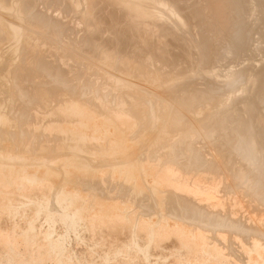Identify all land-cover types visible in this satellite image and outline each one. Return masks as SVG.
<instances>
[{"label":"bare ground","instance_id":"6f19581e","mask_svg":"<svg viewBox=\"0 0 264 264\" xmlns=\"http://www.w3.org/2000/svg\"><path fill=\"white\" fill-rule=\"evenodd\" d=\"M1 1V0H0ZM3 1V0H2ZM10 1V0H9ZM20 1V0H19ZM23 0H21L20 2H18V3H21ZM25 1V0H24ZM33 1V0H32ZM32 1H30V2H32ZM35 1V0H34ZM51 1V0H50ZM53 1H56V0H53ZM66 1V0H65ZM69 2H66L67 4L69 3L70 5H72L73 3V5H76L75 3H80V1L81 0H78L77 2L75 1V0H68ZM72 1H74V2H72ZM88 1V2H87ZM86 2L87 3H89V6H88V10H89V8H90V11L91 12H93V14L92 15H94V18H93V20H90L89 22H88V18H84V17H87V16H89L87 13H89L88 12V10H87V12H85L86 11V9H87V6L85 5V0H84V2L83 1H81L82 3H84V5L86 6V9H83V10H85V11H83V10H81V8H80V11H83L82 12V14H84L83 15V17H82V15H81V13H80V11H79V13H80V15L81 16H79V13H78V10H76V9H79L78 7L76 8V9H74L76 6H74L73 7V5H72V9H73V11H72V9H71V12L73 13H75L76 11V14L78 13V15H77V17L79 16V17H82L83 19H87V21L85 22V21H83V19H82V21L85 23V25H88L87 24V22L89 23V25H88V27L89 26H91V27H89V28H91L90 29V32L86 29V27L87 26H85L84 24H83V26H84V28H83V30L84 29H86V33L88 34L87 36H85V38L89 41V43L91 42V43H93L94 44V46L93 47H95V44H101V45H105V46H103V49H106L105 47H106V45H108L109 47L108 48H110L109 50L113 53L112 54V56H111V52L109 53L110 55L109 56H111V57H116L117 59H118V61L121 59L120 58V55H121V57H122V55H124L123 57H122V61L120 60L119 62L120 63H123V66L125 67V64H126V67H127V65H129L130 63H131V57L130 56H132V55H128L127 56V54H129V53H127V52H132V53H134L135 51H137V52H140V51H142L143 53H144V55H145V57L144 58H147V59H150V60H152V58H154L153 60L154 61H156V59L157 60H162V59H165L166 60V63L165 62H163V60H162V62L161 61H159L160 63V65H161V63H163L164 65H163V67H165V64H166V66L168 67V66H170L171 67V63H172V61H173V63L175 64V65H177V69L176 70H178V68L180 69V67H185V69H187V67L189 66H191L190 65V63L192 62V60H194V58H193V56H192V54H189L188 55V53L189 52H187L186 53V51H189V48H191L190 46L193 44V43H195V44H198V41H199V46L201 45L202 47H200L201 49L202 48H204V49H206L207 48V46L209 45V42H208V40L206 39V37L207 36H209V35H207L208 34V30H206L205 28L203 29V25H205L206 26V24H208V22H210V21H205L204 19L205 18H207V20H209V17L210 18H212V16L214 15V12H215V9H217L218 8V6H220V3L219 4H217L218 6L217 7H215V9L213 10L214 12L213 13H211L212 11H211V9L212 8H208V7H211V6H213V5H216V4H213V2L214 1H216V0H155V2H153L154 0H152V3L149 5L147 2H134V1H132V0H87ZM138 1H140V0H138ZM141 1H144V0H141ZM217 1H219V0H217ZM225 1V3H226V6H227V4H228V7H226V8H228V9H226L227 10V12L231 15V18H229L228 17V14H227V12H226V14H227V17L229 18V19H231V20H228L229 21V24H228V26L227 27H225V25L224 26H221V27H224L223 29H221V30H219V31H222V32H224V34L223 33H221V32H218V33H220V34H223V35H221V36H223L222 37V40H224L223 42H224V44L221 46V48L219 47V51H218V53H216L215 54V51L217 50V49H214L213 48V50H215V51H213L214 53L212 54L211 52L209 53V52H207L208 54H202V55H200V56H203V57H200L201 58V60H203L204 59V61L207 63V65L209 66L207 69L209 70V68H211L212 66H216V67H219V65H223L225 62H224V60H225V58H226V54H229V55H232V56H234L235 58H241V60H242V57H245L246 55H247V57H250L251 55H248V54H246V53H251V54H253L254 53V51L256 50V49H263V48H260L259 47V45H257L256 47H255V45H253L254 43H252V41H253V39L254 38H257V39H254L255 41H257L258 40V42H262V40H260V37L259 36H261L262 37V35H260V34H263V36H264V0H223V2ZM227 1V2H226ZM7 2L8 1H4L3 3H4V6H6V4H7ZM11 3H12V1H10ZM14 2V1H13ZM26 2V1H25ZM30 2L28 3V4H30ZM57 2V1H56ZM55 2V3H56ZM58 2H59V0H58ZM61 2L63 3L64 2V0L62 1L61 0ZM71 2H72V4H71ZM149 2V1H148ZM199 2V3H198ZM220 2V1H219ZM10 3V4H11ZM18 3H16L17 5H18ZM24 3V2H23ZM23 3H21V4H23ZM49 3V2H48ZM47 3V4H48ZM52 3V2H51ZM62 3H60V4H62ZM65 3V4H66ZM146 3V4H145ZM221 3H222V1H221ZM225 3H224V5H222V6H225ZM9 4V3H8ZM7 4V5H8ZM10 4H9V6H10ZM14 6H13V8L14 7H16L17 5H15L14 3H12ZM12 4H11V6H12ZM58 4V3H57ZM64 4V3H63ZM81 4V3H80ZM77 5V6H81V5ZM139 4V5H138ZM141 4V5H140ZM213 4V5H212ZM26 5H27V2H26ZM35 5V4H34ZM45 5V4H44ZM51 4H49V6H50ZM56 5V4H55ZM70 5H68V6H70ZM83 5V6H84ZM3 6V4L1 5V2H0V9H1V7ZM2 7V8H5V7ZM10 6V7H11ZM24 6V5H23ZM43 6V5H42ZM63 6V5H62ZM62 6L60 7V9L62 8ZM7 7V6H6ZM19 7V6H18ZM25 7V6H24ZM28 9H27V8ZM25 8L27 9H25L24 8V10L23 11H28V10H30L29 9V6L27 5ZM30 7H32V9L34 8L32 5H30ZM40 7V6H39ZM64 7H66V6H64ZM62 8L63 10H68L67 9V7H66V9L65 8ZM22 7H20V9H21ZM180 8L183 10V12H185L184 14L181 12V10H180ZM207 8H208V10L210 11H208L207 10ZM221 8V7H220ZM6 9V8H5ZM19 9V11H21ZM32 9L29 11V12H27L26 13V11H25V13L27 14V16H26V14L25 13H19V12H17V11H15L16 10V8H14L12 11L11 10H9L8 8H7V10H9V12L10 13H12V15L14 16V14H13V11L14 12H16L17 13V15H18V13H19V15H23L24 16V14H25V16H26V18H24L23 16V18H24V22H25V20L27 19V18H29V20H31L30 18H32V17H34V19H39L38 21H42L41 23H44L45 24V27H46V29L45 30H47V27L49 28L50 27V23H51V21H52V19L54 18H52L51 20H49V18L48 17H46V18H48V20L47 21H50V22H48V24H47V21H43V19H44V14L43 13H41L40 11V13H41V15H43V19H42V16H40V18H41V20H40V18H37V17H39V15L37 14V13H39L38 11H36V13H34V11H33V13H32ZM42 9V8H41ZM206 9V10H205ZM17 10H18V8H17ZM44 10V9H43ZM57 10V9H56ZM62 10V11H63ZM70 10V9H69ZM74 10H76V11H74ZM205 10V12H207V14L205 13H203V11ZM219 10V9H218ZM218 10H216V12H217V14L219 13V11ZM222 10V9H221ZM223 10H225V9H223ZM225 10V11H226ZM1 11H6V10H1ZM48 11V10H47ZM51 11V10H50ZM66 11H64V12H66ZM6 12H8V11H6ZM8 12V13H9ZM202 12V13H201ZM209 12V13H208ZM216 12H215V16H214V19H217V17H216ZM221 12H223V11H221ZM15 13V14H16ZM28 13H32L33 15H38V16H33L32 15V17H31V14L30 15H28ZM39 13V14H40ZM60 13V12H59ZM69 13V12H68ZM87 14V16H86V14ZM210 13H211V15L212 16H209V17H205V16H207V15H210ZM63 14V13H62ZM70 14V13H69ZM68 14V15H69ZM219 14H221V13H219ZM224 14V13H223ZM225 14V15H226ZM7 15V14H6ZM11 15V14H10ZM17 15H15V17L17 16ZM56 15V14H55ZM63 15H67V14H63ZM72 15V14H71ZM92 15L89 17V19L92 17ZM204 15V17H202ZM222 15V14H221ZM2 16V15H1ZM8 16V15H7ZM20 16V17H21ZM28 16H30V17H28ZM48 16H49V14H48ZM61 16V15H60ZM165 16H167V17H165ZM191 17V18H188V17ZM218 16V15H217ZM220 16V15H219ZM12 17V16H11ZM14 17V18H15ZM18 18H19V16H17ZM21 17V18H22ZM69 17V16H68ZM164 17L166 18L165 20H164ZM216 17V18H215ZM222 17H224V16H222ZM3 18H4V16H3ZM18 18H17V20H18ZM46 18H45V20H46ZM70 18V17H69ZM75 18V17H74ZM187 18L190 20H188V22L190 23V22H194L195 20V27H196V32H197V36L196 37H198V41H196V42H193V38H190V35H189V33H193V32H191L193 29H194V27H193V29L190 31L189 29L188 30H185V26H188V28L192 25V23H190V25L188 24V22H187ZM203 18V20L202 21H204V22H206V24H201V19ZM11 19H13V18H11ZM34 19L32 18V22L34 21ZM56 19V18H55ZM54 19V20H55ZM57 19H58V17H57ZM56 19V20H57ZM62 19V18H61ZM64 19V18H63ZM72 19V18H71ZM192 19H194L193 21H191ZM213 19V18H212ZM213 19V21H215ZM221 19V20H220ZM20 20V19H19ZM28 20V19H27ZM26 20V21H27ZM52 21V24H54L53 22H55L56 23V21ZM67 20V19H66ZM70 20V19H69ZM172 20V21H171ZM218 20V19H217ZM219 20H220V22L222 21V20H224V18H221V16H220V18H219ZM226 20V18H225V22H228ZM2 21V19H0V24L1 23H3V21ZM8 21V20H7ZM13 21H15V20H13ZM75 21V20H74ZM213 21L211 22V24L213 23ZM23 22V21H22ZM29 22H31V21H29ZM31 22V23H32ZM46 22V23H45ZM172 22V23H171ZM217 22V21H216ZM216 22H215V25H216ZM220 22H219V24H220ZM4 23H8V22H4ZM12 23V22H11ZM11 23H9L6 27H4L5 29H2L3 27V25L1 26L2 28V30H5L6 31V29H7V33L5 32V34H7L8 35V37H7V39L10 37V38H16V39H19L21 36H22V34L24 33L23 32V29H21L20 30V28H19V26L18 27H16V26H13V23L11 24ZM28 23V22H27ZM35 23H36V20H35ZM35 23L33 24V25H35ZM39 23V22H38ZM38 23H36V24H38ZM61 22H59V24H58V22H57V25L60 27V28H62L60 25ZM65 23V22H64ZM24 24V23H23ZM43 24V25H44ZM51 24V25H52ZM78 24V23H77ZM80 24H82V23H80ZM210 24V23H209ZM208 24V26H210ZM214 24V23H213ZM222 24H224V22L222 23ZM15 25V24H14ZM68 25V24H67ZM70 25V24H69ZM76 25V24H75ZM79 25V24H78ZM27 26H29V24L27 25ZM31 26V25H30ZM53 27L55 26V28H56V31L55 32H57V30L59 31L60 29H58V27L56 26V24L55 25H52ZM51 26V27H52ZM73 26V25H72ZM71 26V27H72ZM80 26V25H79ZM212 26V25H211ZM217 26H218V24H217ZM22 27V26H21ZM26 27V26H25ZM38 27H44V26H40V23H39V26ZM80 27H82V26H80ZM216 27V26H215ZM214 26L212 27L213 28V30H214V28H215ZM219 27H220V25L218 26V29H219ZM252 27V29H253V31H254V35H256V36H258V37H255L254 36V38H252V36L249 38L248 37V39H247V32L250 30V28ZM32 28H34L33 26H32ZM37 28V27H36ZM64 28V27H63ZM67 28V27H66ZM78 28V27H77ZM190 28H192V27H190ZM210 28V27H209ZM208 28V29H209ZM217 28V27H216ZM35 29V28H34ZM39 29V28H38ZM218 29L216 30V31H218ZM30 30V29H29ZM28 30V31H29ZM48 30H50V29H48ZM47 30V31H48ZM52 30V29H51ZM83 30H81V32L83 31ZM210 30H211V28H210ZM212 30V31H213ZM25 31H27V30H25ZM38 31V30H37ZM40 31V30H39ZM38 31V32H39ZM44 31V30H43ZM85 31V30H84ZM204 31H208V32H204ZM1 32V31H0ZM45 32V31H44ZM43 32V33H44ZM50 32V31H49ZM52 32V31H51ZM67 32H68V30H67ZM66 32V33H67ZM69 32H71L70 30H69ZM78 32V31H77ZM89 32V33H88ZM211 32V31H210ZM213 32H215V31H213ZM27 33V32H26ZM31 32H29V35H31L30 34ZM41 33V32H40ZM48 33V32H47ZM74 33H76V32H74ZM85 33V32H84ZM206 33V34H205ZM217 33V32H216ZM53 34V33H52ZM57 34V33H56ZM63 34V33H62ZM70 34V33H69ZM73 34V33H72ZM71 34V35H72ZM83 34V33H82ZM81 34V35H82ZM195 34V33H194ZM209 34H211V33H209ZM252 34V33H251ZM0 35H1V33H0ZM4 35V34H3ZM7 35H5V36H7ZM54 35V34H53ZM64 36H66L65 34H63ZM73 35H75V34H73ZM79 35V34H78ZM205 35H207L206 37H205ZM212 35V34H211ZM213 35H214V33H213ZM216 35V34H215ZM24 37H27V36H25V35H23ZM22 36V38L24 39V37ZM32 36H34V35H32ZM37 36H39V35H37ZM50 36V35H49ZM48 36V37H49ZM193 36H195V35H193ZM217 36H219L220 37V35L219 34H217ZM248 36H250V34L248 35ZM1 37H3V36H1ZM71 37H73V36H71ZM192 37V36H191ZM211 37V36H210ZM214 37V36H213ZM22 38L20 39V40H22ZM28 38H30L29 36L25 39V40H23V41H21V43L22 42H24V41H26L27 42V39ZM32 38H35V37H32ZM39 38V37H38ZM55 38V37H54ZM68 38V37H67ZM67 38H66V41H67ZM195 38V37H194ZM207 38H209V37H207ZM212 38V37H211ZM218 38V37H217ZM224 38V39H223ZM37 39V38H36ZM56 39V38H55ZM55 39H53V40H55ZM57 39H59V37L57 38ZM56 39V40H57ZM79 39V38H78ZM82 39V38H81ZM84 39V38H83ZM86 39H85V41H86ZM197 39V38H196ZM215 39H216V37H215ZM219 39V38H218ZM28 40H30V39H28ZM42 40V39H41ZM40 40V41H41ZM44 40V39H43ZM42 40V41H43ZM69 40H71V39H69ZM214 40V39H213ZM15 41H17V40H15ZM15 41H13V42H15ZM32 41H33V39L32 40H30L29 42H31L32 43ZM46 41V40H45ZM45 41H44V43H45ZM61 41V40H60ZM65 40H63V42H64ZM74 41H75V39H74ZM84 41V40H83ZM84 41V42H85ZM209 41L211 42V40L209 39ZM11 42V41H10ZM9 42V43H10ZM36 42V41H35ZM52 42V41H51ZM57 42V41H56ZM59 42V41H58ZM62 42V41H61ZM63 42H62V44H63ZM69 42H71V41H69ZM72 42H73V40H72ZM87 42V41H86ZM133 44H132V43ZM19 43V42H18ZM17 43V44H18ZM21 43H19V44H21ZM25 43V42H24ZM24 43H22V44H24ZM43 43V44H44ZM49 43V42H48ZM47 43V44H48ZM65 43V42H64ZM78 43V42H77ZM90 43V44H91ZM212 43V42H211ZM3 44V43H2ZM5 44V43H4ZM16 44V43H15ZM17 44L15 45V47L17 48L18 46H17ZM29 44V43H28ZM39 44V43H38ZM55 44H57V43H55ZM54 44V45H55ZM68 44V43H67ZM67 44H66V46H67ZM88 44V43H87ZM86 44V45H87ZM219 44V43H218ZM218 44H217V46H218ZM256 44H257V42H256ZM261 44V43H260ZM31 45V44H30ZM35 45V44H34ZM49 45H51V44H49ZM61 45V44H60ZM72 45V44H71ZM85 45V46H86ZM101 45H100V48H102L101 47ZM2 46V45H1ZM0 46V47H1ZM9 46H10V44H9ZM11 46H12V44H11ZM33 46V45H32ZM36 46V45H35ZM48 46V45H47ZM65 46V47H66ZM69 46V45H68ZM78 46V45H77ZM83 46H84V44H83ZM194 46H196V45H194ZM213 46V45H212ZM211 46V47H212ZM261 46V45H260ZM21 47V46H20ZM51 47H53V45L51 46ZM55 47V46H54ZM53 47V48H54ZM57 47V46H56ZM60 47V46H59ZM63 47V46H62ZM70 47V46H69ZM72 47V46H71ZM70 47V48H71ZM79 47V46H78ZM89 47V46H88ZM91 47V46H90ZM93 47L91 48V49H93ZM96 47H97V45H96ZM208 47H210V45L208 46ZM7 48H9V47H7ZM16 48H14L13 47V50H12V52L13 51H15L16 50ZM48 48V47H47ZM73 48H75V47H73ZM72 48V49H73ZM86 48V47H85ZM99 48V49H100ZM108 48H107V50H108ZM193 48V47H192ZM198 48V47H197ZM6 49V48H5ZM11 49H12V47H11ZM55 49V48H54ZM53 49V50H54ZM56 49H58V48H56ZM79 50V52H80V49L81 48H78ZM91 49H89V50H91ZM127 49H129L128 51H126V53L127 54H125V52H124V50H127ZM195 49V48H194ZM193 49V50H194ZM203 49V50H204ZM9 50V49H8ZM49 50V49H48ZM61 50V49H60ZM59 50V51H60ZM63 50H65L64 48H63ZM75 50H76V48H75ZM85 50H87L88 51V49L86 48ZM97 50H98V47H97ZM97 50H95V48H94V50H93V55L97 52ZM106 50V52H108ZM191 50V49H190ZM200 50V49H199ZM198 50V51H199ZM202 50V51H203ZM208 50V49H207ZM210 51L212 50V49H209ZM3 51V50H2ZM50 51V50H49ZM58 51V50H57ZM72 51V50H71ZM77 51V50H76ZM83 51V50H82ZM99 51V50H98ZM206 51V50H205ZM8 52H10V51H8ZM28 52V51H27ZM34 52V51H33ZM32 52V53H33ZM36 52V51H35ZM41 51H39V53H40ZM45 52V51H44ZM105 52V50H104V52L103 53H106ZM194 52H196L195 50H194ZM18 53V52H17ZM20 53V52H19ZM19 53H18V55H19ZM56 53V52H55ZM54 53V54H55ZM63 53H64V51H63ZM63 53H59L60 54V58H61V56H62V54ZM66 53H68V57L70 58V53H69V51H67ZM77 53V52H76ZM81 53V52H80ZM91 53V52H90ZM99 53H101L100 54V56L102 55V51H100ZM198 53V52H197ZM203 53H205V52H203ZM257 53V52H256ZM259 54H260V52H258ZM0 54H1V52H0ZM37 54H38V51H37ZM49 54V53H48ZM51 54V53H50ZM57 55H58V52L56 53ZM65 54V53H64ZM64 54H63V56H64ZM85 54V53H84ZM86 54H87V52H86ZM135 54L136 53H134L133 55L135 56ZM200 54V53H199ZM243 54H246V55H244V56H242ZM9 55V54H8ZM39 55V54H38ZM66 55V57H67V54H65ZM70 55V56H69ZM90 55V54H89ZM95 55H98V53H96ZM94 55V56H95ZM104 55H107V54H104ZM104 55H102V57L104 56ZM187 55V56H186ZM254 55V54H253ZM253 55H252V57H253ZM10 56H12V54L10 55ZM23 56V55H22ZM27 56H28V54H27ZM32 56V55H31ZM51 56V55H50ZM49 56V57H50ZM53 56V55H52ZM75 56V55H74ZM73 56V57H74ZM78 56V55H77ZM126 56H127V58H126ZM133 56V57H134ZM139 56V55H138ZM197 56H198V54H197ZM232 56H231V58H232ZM242 56V57H241ZM1 57V56H0ZM14 57H16V56H14ZM66 57H63V60H64V62L67 60V61H69L70 59L68 58V59H64V58H66ZM81 57V56H80ZM101 57V58H102ZM105 58L107 57V56H104ZM103 57V58H104ZM110 57V58H111ZM195 57H196V55H195ZM234 57H233V60H234ZM256 57V56H255ZM259 57V56H258ZM3 58V57H2ZM13 58V57H12ZM11 58V59H12ZM24 58H25V56H24ZM23 58V59H24ZM27 58V57H26ZM25 58V59H26ZM30 58V57H29ZM74 58H76V57H74ZM73 58V59H74ZM83 58V57H82ZM87 58V57H86ZM93 58V57H92ZM100 58V57H99ZM102 58V59H103ZM104 58V59H105ZM137 58V57H136ZM159 58V59H158ZM229 58H230V56H229ZM4 59V58H3ZM34 59V58H33ZM41 60H42V57L40 58ZM46 59V58H45ZM54 59V58H53ZM76 59H81V58H76ZM103 59V60H104ZM109 59V58H108ZM107 59V60H108ZM116 59V60H117ZM133 60L135 59V58H132ZM140 59V58H139ZM142 59V58H141ZM147 59H146V61H144L143 63V65H145V63L147 62V63H149L148 61H147ZM196 59H197V57L195 58V61H196ZM244 59V58H243ZM253 59V58H252ZM256 59V58H255ZM260 59V58H259ZM262 59H263V57H262ZM5 60V59H4ZM43 60H44V58H43ZM111 60H113V59H111ZM110 59L108 60V62L110 61V62H112ZM116 60H114L115 62H118V61H116ZM136 60V59H135ZM167 60H169V61H171L170 63L167 61ZM219 60V61H218ZM231 59H229V61H230ZM250 60V59H249ZM14 61V60H13ZM12 61V62H13ZM28 61V60H27ZM31 61H32V59H31ZM38 61V60H37ZM45 61H47V60H45ZM50 61V60H49ZM72 61V60H71ZM71 61H70V63H71ZM75 61V60H74ZM84 61H87V60H84ZM106 61V60H105ZM104 61V62H105ZM113 61V62H114ZM138 61H140V60H138ZM137 60H136V62H138ZM199 61V60H198ZM218 61V62H217ZM220 61L221 62H224L223 64H219L220 63ZM228 61V62H229ZM254 61V60H253ZM253 61H252V65H253ZM264 61V60H263ZM263 61H260V62H263ZM2 62V61H1ZM0 62V63H1ZM11 62V61H10ZM18 62V61H17ZM51 62V61H50ZM80 62V61H79ZM78 62V63H79ZM92 62V61H91ZM94 62V61H93ZM142 62V61H141ZM140 62V63H141ZM150 62H152V61H150ZM218 64H217V63ZM227 62V63H228ZM236 62V61H235ZM245 62H246V60H245ZM256 62V61H255ZM5 63V62H4ZM9 63V62H8ZM22 63V62H21ZM20 63V64H21ZM41 63V62H40ZM49 63V62H48ZM67 63V67H68V62H66ZM66 63H64V64H66ZM70 63H69V65H70ZM76 63H77V60H76ZM81 63V62H80ZM84 64H85V62H83ZM87 63V62H86ZM89 63V65H90V62H88ZM96 63H97V61H96ZM100 63V62H99ZM106 63V62H105ZM125 63V64H124ZM139 63V64H140ZM147 63H146V66H147ZM168 63L170 64V65H168ZM208 63H210V64H208ZM232 63V62H231ZM6 64H7V60H6ZM5 64V65H6ZM13 64V63H12ZM11 64V65H12ZM31 64V63H30ZM33 64V63H32ZM51 64V63H50ZM58 64V63H57ZM56 64V65H57ZM83 64V65H84ZM98 64V63H97ZM108 64V63H107ZM112 64H114V63H112ZM111 64V65H112ZM118 64V63H117ZM116 64V65H117ZM132 64H133V62H132ZM130 65L131 67H130V69L129 70H131V68H132V66L134 65ZM137 64V63H136ZM150 64V63H149ZM148 64V65H149ZM151 64H155V63H151ZM150 64V65H151ZM158 64V65H159ZM174 64H173V66H174ZM251 64L249 63V66H251ZM258 65L260 64L259 62L257 63ZM263 64H264V62H263ZM2 65V64H1ZM8 65V64H7ZM15 65H16V63H15ZM25 65V64H24ZM34 65V64H33ZM33 65H32V67L31 68H33ZM35 65H36V63H35ZM38 65H39V63H38ZM63 65V64H62ZM61 65V66H62ZM73 65H74V63H73ZM86 65V64H85ZM91 65H93V64H91ZM104 65V64H103ZM106 65V64H105ZM104 65V66H105ZM119 65V64H118ZM157 65V64H156ZM206 65V64H205ZM232 65V64H231ZM244 65V64H243ZM257 65V66H258ZM262 65V64H261ZM10 66V65H9ZM31 66V65H30ZM37 66V65H36ZM36 66H35V68H36ZM45 66V65H44ZM57 66H59V65H57ZM61 66H59V69L57 68V67H55V65H54V67L52 66V68H53V72H54V69H56L57 68V71L59 72L60 70H63V71H61V72H59L60 74H62V73H64V75L62 74L61 76L63 77L64 76V78L68 75L69 76V73L70 72H68V71H66L65 70V67L63 68V66H62V68H61ZM76 66H78L77 64H76ZM94 66H96V65H94ZM93 66V67H94ZM99 66H101V65H99ZM122 66V64H120V66L119 67H121ZM154 65H151V67H153ZM172 66V67H173ZM193 66H194V64H193ZM202 66V65H201ZM254 66H255V64H254ZM15 67V66H14ZM22 67V66H21ZM40 67V66H39ZM42 67V66H41ZM48 67V66H47ZM70 67V66H69ZM87 67H88V65H87ZM97 67V66H96ZM102 67V66H101ZM106 67V66H105ZM105 67H104V69H105ZM129 67V66H128ZM134 67H136V65L134 66ZM139 67H140V65H139ZM138 67V68H139ZM148 67H150V66H148ZM148 67H146V68H148ZM163 67L162 66H160V68H162V70H163ZM188 67V68H189ZM198 67H199V65H198ZM198 67H190V68H193L195 71H197L196 69L198 68ZM215 67V68H216ZM222 67H224V66H222ZM3 68V67H2ZM13 68V67H12ZM16 68H17V66H16ZM30 67L28 68V69H30V72L32 71V69H31ZM45 69H46V67H44ZM78 68H80V67H78ZM89 68V67H88ZM99 69H100V67H98ZM122 68V67H121ZM121 68H120V70H121ZM141 68V67H140ZM143 68H144V66H143ZM155 68H157V67H155L154 66V68H151V70L152 69H155ZM160 68H157V69H160ZM201 68V67H200ZM215 68H213V69H215ZM241 68V67H240ZM239 68V69H240ZM251 68H253V66L252 67H247L246 68V71L245 72H243L245 75L244 76H246V77H243V75L241 76V74L240 73H242V72H238V70H237V72L239 73H237V72H234V74H238V75H240V77H242V79L239 77V79H241V81L243 82V78H245V79H247L248 80V83L250 82H253L252 84H250L251 86L255 83L254 81H256V80H254L253 81V79H255L256 77H258V79H260V84H259V86H257V84H256V86H255V88H253V86L255 85H253L252 86V90H251V86H250V88L248 87L247 88V84H246V87L243 89V91H244V93H243V96H246V95H248V98H249V100L247 101L246 99L247 98H244L245 100L244 101H247V102H244V104H242L241 106H242V108H243V106L245 107V104L247 105V103L248 104H250L249 106L251 107H247V109L248 108H250V109H253L252 111H254V112H257L258 113V111H260L259 109L261 108V104L259 105L260 106V108L259 109H257L258 107H257V105L259 104L258 102L259 101H261V99L259 100V101H257V104H256V100H257V98H259L261 95H263L264 94V65H262L260 68H256V70L257 71H252V69ZM50 69V68H49ZM69 69V68H68ZM67 69V70H68ZM87 69V68H86ZM89 69H91V68H89ZM89 69H87V70H89ZM109 69L110 70H112V68H110L109 67ZM124 69H126V68H124ZM128 69V68H127ZM133 69V68H132ZM135 69V68H134ZM149 69V68H148ZM156 69V70H157ZM165 69H166V67H165ZM165 69H164V72H165ZM171 69V68H170ZM170 69H168V70H170ZM174 69V68H173ZM173 69H171L172 71H174ZM182 69V68H181ZM192 69V70H193ZM199 69V68H198ZM212 68L210 69V70H213ZM221 69V68H220ZM236 69V68H235ZM0 70L2 71V69L0 68ZM10 70V69H9ZM8 70V71H9ZM17 70V69H16ZM25 70V69H24ZM23 70V71H24ZM47 70V69H46ZM46 70H45V72H46ZM84 70H85V68H84ZM93 70V69H92ZM92 70H89V72H91ZM95 70V69H94ZM102 70V69H101ZM115 70V69H114ZM119 70V69H118ZM119 70V71H120ZM141 70H143V69H141ZM150 70V71H151ZM155 70V71H156ZM161 70V69H160ZM170 70V72H172ZM183 70V69H182ZM189 70V69H188ZM191 70V69H190ZM192 70H191V72H192ZM193 70V71H194ZM201 70V71H200ZM219 70V69H218ZM217 70V71H218ZM234 70V69H233ZM243 70V69H242ZM253 70H255V69H253ZM34 71V70H33ZM40 71V70H39ZM38 71V72H39ZM56 71V70H55ZM106 71V70H105ZM122 72H123V70H121ZM127 71V70H126ZM125 71V72H126ZM132 71V70H131ZM147 71V70H146ZM157 71H159V70H157ZM157 71H156V73H155V75L157 74V77H155V78H157L156 79V81L158 80L159 81V79H160V73L158 74L157 73ZM167 71V70H166ZM179 71V70H178ZM194 71V72H195ZM198 71H200L198 74L200 75V73L201 72H204V71H202V68L201 69H199ZM197 71V72H198ZM207 71V70H206ZM216 71V72H217ZM221 71V70H220ZM223 71H225L224 69H223ZM7 72V71H6ZM17 72V71H16ZM26 72V71H25ZM28 72H29V70H28ZM72 72V71H71ZM83 72V71H82ZM81 72V73H82ZM86 72V71H85ZM88 72V71H87ZM97 72V71H96ZM101 72V71H100ZM138 72H140L138 75L140 76V77H142V80L145 78H147V80L149 79V75H148V73L147 72H145V71H143L142 73H141V71L139 70V69H137V72L135 73V74H137ZM149 72V71H148ZM161 72V71H160ZM169 72V73H170ZM181 72H183L184 73V71H181ZM180 72V73H181ZM186 72V71H185ZM196 72V73H197ZM207 72H209V71H207ZM211 72H213V74H214V71H211ZM211 72H209V73H211ZM253 72V73H252ZM12 73V72H11ZM18 73V72H17ZM22 73V72H21ZM20 73V74H21ZM51 73V75H52V72H50ZM50 73H47V74H50ZM57 73V72H56ZM59 73H57V76L55 77H53V76H50V77H52V78H57L58 79V74ZM68 73V74H67ZM75 73V72H74ZM76 73H79V71H76ZM99 73V72H98ZM110 73V72H109ZM121 73V72H120ZM120 73H118V74H120ZM127 73V72H126ZM151 73H153L152 71L150 72V75H151ZM162 73V72H161ZM189 73H190V71H189ZM205 73V72H204ZM204 73H201L202 75L204 74ZM221 73V72H220ZM219 72L218 73H216L217 74V77L219 78V79H222V78H220V76L221 77H223L221 74H220ZM225 73V72H224ZM227 73V72H226ZM2 74V73H1ZM4 74V73H3ZM3 74H2V77H3ZM6 74V73H5ZM5 74H4V76H5ZM8 74V73H7ZM14 74V73H13ZM43 74H44V72H43ZM46 74V73H45ZM54 74V73H53ZM71 74V73H70ZM80 74V73H79ZM91 74V73H90ZM103 74V73H102ZM114 74V73H113ZM116 74V73H115ZM129 74V73H128ZM131 74H132V72H131ZM154 74V73H153ZM165 74V73H164ZM167 74V73H166ZM171 74H173V72L171 73ZM170 74V75H171ZM176 74H177V71H176ZM178 74H179V72H178ZM178 74H177V76H175V77H178ZM182 74V73H181ZM192 74V73H191ZM197 74V75H198ZM207 74V73H206ZM205 74V77H207V78H209L208 77V75H206ZM218 74H220L219 76H218ZM231 74H233V73H231ZM230 73H229V75H231ZM236 74V75H237ZM11 75V74H10ZM30 75V74H29ZM71 75H74V74H71ZM77 75V74H76ZM75 75V76H76ZM108 75V74H107ZM106 75V76H107ZM109 75H111V73L109 74ZM108 75V77H107V79H112L113 81L115 80V78L118 76H114V77H112V78H110L111 76H113V75H111V76H109ZM133 75V74H132ZM167 75H169V74H167ZM180 75V74H179ZM182 75H184V74H182ZM194 75V74H193ZM196 75V74H195ZM198 75V76H199ZM202 75H201V77H202ZM236 75H233V77L234 76H236ZM238 75H237V77H238ZM32 76V75H31ZM36 76H38V75H36ZM47 76V75H46ZM61 76H60V78H61ZM67 76V77H68ZM81 76V75H80ZM84 76V75H83ZM88 76H89V74H88ZM92 76H94V75H92ZM96 76V75H95ZM99 76V75H98ZM127 76V75H126ZM162 76H163V74H162ZM166 76V75H165ZM171 76H173V75H171ZM185 76V75H184ZM210 76V75H209ZM211 76H212V73H211ZM214 77H215V75H213ZM232 76V75H231ZM231 76H229L228 78L230 79V77ZM254 76H256V77H254ZM1 76H0V78H2ZM10 77V76H9ZM41 77V76H40ZM66 77V78H67ZM74 77V76H73ZM77 77H78V80H79V76L77 75ZM76 77V78H77ZM85 77H87V76H85ZM102 77V76H101ZM101 77H99V78H101ZM105 77V76H104ZM133 77V76H132ZM152 77V76H151ZM151 77H150V79H151ZM225 77V76H224ZM236 77V78H237ZM254 77V78H253ZM4 78V77H3ZM20 78V77H19ZM19 78H17L15 81H18V79ZM22 78V77H21ZM32 78V77H31ZM36 78V77H35ZM38 78V77H37ZM44 78V77H43ZM65 78V80H68V79H66ZM70 78H72L71 76H70ZM70 78H69V80H70ZM94 78V77H93ZM114 78V79H113ZM118 78V77H117ZM116 78V79H117ZM125 78V77H124ZM123 78V79H124ZM134 78V77H133ZM168 78H173V77H169L168 76ZM167 78V79H168ZM182 78V77H181ZM235 78V79H236ZM253 78V79H252ZM11 79H12V77H11ZM23 79V78H22ZM73 79V78H72ZM71 79V80H72ZM88 79V78H87ZM89 79H90V77H89ZM106 79V78H105ZM141 79V78H140ZM162 80H163V78H161ZM165 79V78H164ZM184 80H185V78H183ZM202 79V78H201ZM214 80H217L216 78H213ZM224 79H227V77L226 78H224ZM224 79H222L221 81H220V86L217 88V89H213V88H211L210 86L211 85H209V88L206 90V91H209V94H211V92L210 91H212V90H215V92L214 91H212V93L214 94V95H211L210 97H208V96H206L202 91L204 90H200V95H199V92H196V93H198V95L197 96H195V94H194V92L195 91H197L196 89L193 91V92H191L190 90L192 89V87H191V89H188L187 91H189L190 93H188V95H186L184 98L182 97V101L180 102V100L179 99H181V98H179V97H181L180 96V94H182V93H180L179 94V96L174 92V90H173V92L175 93V95H177V98H178V100H179V107H180V111H178L177 109L179 108L178 106L177 107H174L176 104H174V103H176L175 101H173L174 103H173V105L170 103V105L169 104H167V102L165 101V100H162V99H160L159 98V96L158 97H156L155 95L153 96V97H156L155 99H153V100H151L153 97L151 96H149L151 99L150 100H148V98H147V96H146V99H144V98H141V96H139V98H135L136 96H132V97H130L129 98V101H128V104H126V107L127 106H130V108H129V110H124L125 112H127V111H130V113L132 114V116L131 117H125L124 116V114H123V111H120L119 109H121L120 108V106H119V109L117 108V102H116V99L118 98V102L120 101L119 100V98L122 96L123 98L124 97H128V96H131L132 95V92H134V90H131L130 88L132 87H134V86H132V85H134V84H132L131 86H130V84H129V82L128 83H126V79H125V82H122L120 85H121V89H120V87H119V84L116 82V84H118V87H119V89H118V91L120 92V97H117L116 99H115V97H116V92H115V94L116 95H114V93H113V96H111V95H109L108 97L110 98V96L112 97V98H110V99H113V97H114V101H115V103L113 102V103H110V102H108V104H110V105H107V108L106 109H103V110H98V107L96 108V109H94L95 107H94V105L95 104H93V106H91V107H94V108H89V109H87V108H85V106L83 105V104H81V103H79L80 101H81V99H79L80 101H77V100H75V99H77V98H73L74 97V95H71V96H73V97H71L70 95H67L68 96V98L67 97H65V98H67V99H65V98H63L64 100H62L61 98H59L58 99V101H60V99H61V102L59 103L57 100H55V103H56V101L58 102V105L56 106V107H52V109L50 110H46L45 108V110L46 111H44V113H41L39 110H34L33 112H32V114H33V116L37 119L38 117L40 118V116L41 115H56V114H62V121H61V118H60V121L59 122H52V124H49V126H47V125H45V123H44V126H42V125H40L39 123H35V126H32V123L30 124V125H27L26 127H28V128H30V129H32L33 131H37V130H39V128H43V127H46L47 126V129H49V131H51L52 133H56L55 135H60V138H62L63 140H62V146L59 148V150L61 151V153L62 154H66L67 155V157H63L60 153H59V155H61L62 156V160H60V159H58V160H56V159H53V160H56L57 162L55 163L56 165H58V166H62L63 165V167H65V166H69L70 168L69 169H67V171L65 172V178L63 179V181L61 182V184L62 185H59V187L58 188H56L55 186V188H51V185H50V188H48L49 189V192L47 193V194H44V195H42V197H38V198H36V200H34V204H35V208H34V210H35V212H34V214L35 215H37V214H39V212L40 211H42L43 213H44V220L45 221H47L48 223L50 222L51 223V221H53L54 220V215L52 214V211L54 210V211H56V215H58V216H56L57 217V220L56 221H60V223H61V226L63 225V228H65L64 230H71V229H75L76 228V226H78V225H80V222H82V223H87V222H90V221H95V219L96 220H98L97 218H99L98 217V215L96 214V213H98L99 212V209L97 210L96 209V211L97 212H95L94 211V205H92V204H94V202L92 203V204H89L88 203V201H89V199L91 198V197H95V194L97 193V191L96 190H94V189H91V191L90 190H88V191H86V192H82L81 191V184H82V182H79V180L81 179L80 178V176H84V174L85 173H87V172H91V171H94V174L92 175V178L90 179L91 180V183H92V181H95V179L96 178H100L101 177V175L103 174H107V176H110L109 178L112 180H114L115 179V182H116V179L117 180H122V182L124 183V185H125V187H127L126 189H127V191H125V193L126 194H123L124 196L123 197H121L120 199H119V201H120V206H119V204L118 205H115V204H113L112 203V205H114L112 208H108L109 210H107L106 208V213H105V215H104V213H103V215H104V217L102 216V214H100L103 218H100V220L101 219H103L104 220V218H105V216H106V218L108 217V216H117L118 218H120L119 220H121V218L123 219V221H130V220H132L131 219V217L130 216H128L127 214H128V210H129V207L130 208H137L136 207V204H137V199L141 196V195H143L144 193L146 194H150L151 195V199L153 198V202L155 203H153L152 202V200H151V202L150 203H152L151 204V206L153 205L154 206V208H153V206H152V211H150L147 215L145 214V213H147V212H144V214L146 215V216H144L145 218H139V219H144V220H142V221H145L144 223L145 224H147L146 226H145V224H143L142 222H140V224L141 225H143V227H141L140 228V230H142V228H144L145 227V230H144V232L146 231V233H145V237L144 238H146V240H145V244H143V245H138V242H137V239H136V237H135V232H130L131 233V235H129V236H133V238H131V239H129V240H127V241H129L128 242V244H125L126 242H124L123 244H125L126 245V248H131V249H135L136 251H137V254H138V252L139 253H141L144 257L143 258H145V256H146V254H147V250H148V248H147V245H148V243L150 242L151 243V241H152V239H153V242H158V241H160V240H158V241H155V239H159L160 237H162L163 236V233L162 234H160L159 235V233H161V232H164L166 229H167V227L165 226V224H169V225H171V223H173V225H171V227L172 228H174L175 227V231H176V233L175 234H177L178 232H177V230L180 232V234L181 235H179V233L177 234V235H175L176 237H177V240H178V242H180L181 243V247H180V250H181V253H182V250H184V249H186V251H189V253H187V258H184L183 256V258L182 259H180L181 258V256H180V258H178V261H176L177 262V264H201V262L200 261H202V260H200V259H203L204 257H207L208 256V258L211 256L212 257V260L208 263V264H264V252L261 254V252L263 251V247H264V239L262 240V238L264 237H262V238H260V236H262V234L260 235L259 234V237H252V239H250V241H251V244L249 245V246H247V248H245L246 246H244V248H242L241 249V251H243V252H245L244 254L246 255V259L245 258H243L242 256H241V258L242 259H244V261H243V263H241V262H239L238 260V257L237 256H233V255H231L230 254V256H227V255H225L224 253H223V251H221V248L219 247V245H218V243H216V238H215V240H210V238H209V234H208V232H211L212 231V233L211 234H213V237H211V238H214V233H213V231H217V230H219V228L218 229H215L214 228V226L213 225H211L213 222L212 221H210V222H212V223H210V224H207L206 222H207V219H205V217H208V215H201L204 219H205V221L203 220V222H205V224L206 225H211L212 227H213V229H211V226H209V228H208V226L206 227V225H204V223L203 222H199V218L201 217L200 215H198L199 217H198V221L196 220L197 219V213L198 212H200L201 211V209L200 208H202V210L203 209H205L204 211H208L209 212V210H211V211H214L216 208H217V210H218V208H224V205L226 204V202L225 201H227L228 203L227 204H230V207H231V209L232 208H234V209H237L238 210V208L240 207L239 205V202H238V198H236L235 196L238 194V193H234V194H236L235 196H234V194L232 193V191L229 189V191H231V194L233 195H227V196H225L224 197V195H223V197H221V195H220V192H221V190L219 189V183H220V178H206V177H208L207 175H206V173H208V172H204L205 171V169H206V167L207 166H209L210 165V163H212L210 160H208L207 158H206V161H207V163L209 162V164H207V165H205L206 163H205V159L203 160V159H201V157L199 158L198 157V154H196L197 152H195V154L197 155H193L192 156V154H191V156L188 158V160L191 158V161L190 162H192V164H190V169L189 170H191L192 169V171L193 172H195V170H193V168L191 167V165H197L198 167H200L199 169L200 170H196V173L193 175V173L192 174H190V172H187V171H185V168H184V171L181 169V167H179L180 168V170H179V168H177V166L175 165V167L176 168H174L173 167V165L171 166V165H169V164H165V162L162 164L159 160L160 159H162V157H164L165 156V154H166V151H167V149L168 148H170L171 149V147H169L171 144H173V142H175V141H180V139L181 140H183V138L182 137H185V135L184 134H186V132H187V134H186V136H189L188 135V131H186L185 129H183L184 127V125H185V122L186 121H184L183 119H185L184 118V116H183V114H182V112H184L186 109L188 110V111H190L191 112V114L192 115H194V116H200V117H204V122L203 121H201L203 124L206 122L205 121V116H207L208 114L207 113H210V109H211V104H212V100L215 98V105L216 106H218L219 105V102L218 101H220L222 98H218V95L220 94L219 93V90L220 89H224V90H220V92H222V93H226V92H229V91H227L226 89H228L229 90V87L231 88L232 86L231 85H235V83L236 82H239V79H238V81L236 80V81H233V80H228V81H233V82H235V83H233L232 82V84H231V82H228V81H226V80H224ZM232 79V78H231ZM234 79V78H233ZM234 79V80H235ZM9 80V79H8ZM26 80V79H25ZM34 80V79H33ZM43 80V79H42ZM54 80V79H53ZM62 80H64V79H62ZM82 80V79H81ZM93 80V79H92ZM111 80V81H112ZM120 80V82H121V80H122V78H118V81ZM172 80V79H171ZM175 80L177 81V79L175 78L173 81L175 82ZM184 80L182 81V83H181V86L183 87V82H184ZM205 80H207V79H205ZM13 81V80H12ZM11 81V82H12ZM21 81V80H20ZM20 81H19V83H20ZM24 81V80H23ZM55 81V80H54ZM53 81V82H54ZM57 81V80H56ZM73 81H75V82H73ZM88 81H90V80H87V82ZM94 81V80H93ZM96 81H98L97 79H96ZM100 81V80H99ZM110 81V82H111ZM123 81V80H122ZM144 81H146V80H144ZM149 81V80H148ZM157 81V82H158ZM165 80H163V81H161L162 82V84H163V82H164ZM168 81H170V80H168ZM173 81H171V83L173 82ZM178 81H180L181 82V80L178 78ZM177 81V82H178ZM22 82V81H21ZM32 82H34V81H32ZM43 83H44V81H42ZM45 82H47V81H45ZM58 82H61V81H58ZM70 83H71V81H69ZM72 82H73V85H71V84H65L66 86H68L69 87V89H70V91H73L74 92V89L75 88H77V87H75L76 85H74V84H76V80H75V78H74V80H72ZM78 82V81H77ZM92 82V81H91ZM90 82V83H91ZM101 82V81H100ZM107 82V81H106ZM105 82V83H106ZM108 82H109V80H108ZM110 82H109V84H110ZM139 82V81H138ZM160 81H159V84L161 83ZM167 82V81H166ZM186 82V81H185ZM198 82V81H197ZM211 82V81H210ZM215 82H217V81H215ZM219 82V81H218ZM242 82H240L241 84H242ZM0 83H3V82H0ZM5 83V82H4ZM3 83V84H4ZM9 83V82H8ZM13 83V82H12ZM29 83V82H28ZM27 83V84H28ZM43 83H41V84H43ZM55 83H57V82H55ZM104 83V84H105ZM112 83V82H111ZM114 84H115V82H113ZM112 83V84H113ZM124 83V84H123ZM133 83V82H132ZM153 82H151V84H152ZM170 83V82H169ZM169 83H168V85H169ZM186 83H188V82H186ZM10 84V83H9ZM46 84V83H45ZM59 84V83H58ZM78 84V83H77ZM81 83H79V85H80ZM112 84H110V85H112ZM113 84V86L114 87H116L117 88V86H115ZM123 84V85H122ZM126 84H129V89H126L125 90V85ZM137 84V83H136ZM157 84V83H156ZM159 84H157V85H159ZM167 84V83H166ZM218 83H216V85H217ZM231 84V85H230ZM237 84V83H236ZM244 84H245V80H244ZM243 84V86H245ZM33 85V84H32ZM34 85H36V83L34 84ZM44 85V84H43ZM42 85V86H43ZM55 85V84H54ZM60 85H63L64 86V84H60ZM78 85V86H79ZM138 85V84H137ZM153 85H155V83H153ZM156 85V86H157ZM163 85H165V82H164V84ZM29 86V85H28ZM27 86V87H28ZM65 86V87H66ZM90 86V85H89ZM95 86V85H94ZM97 86V85H96ZM100 85H98V87H99ZM106 86V85H105ZM141 86V85H140ZM160 86V85H159ZM159 86H157V87H159ZM177 85H175V87H176ZM178 86H180L179 85V83H178ZM177 86V87H178ZM181 86L180 87H178L177 89H179V88H181ZM187 86V85H186ZM188 86H191V85H188ZM213 86V85H212ZM241 86V85H240ZM7 87V86H6ZM11 87V86H10ZM22 87V86H21ZM20 87V88H21ZM43 87H46L45 85L43 86ZM52 87V86H51ZM51 87H48V88H51ZM80 87V86H79ZM78 87V88H79ZM83 87V86H82ZM108 87V86H107ZM124 88V90H123V88ZM148 87V86H147ZM164 87V86H163ZM166 87H167V85H166ZM171 87V86H170ZM170 87H167V88H170ZM174 87V86H173ZM208 86H206V88H207ZM215 87H217V86H215ZM237 87H238V85H237ZM257 87V88H256ZM8 88V87H7ZM6 88V89H7ZM25 88V87H24ZM31 88V87H30ZM57 88V87H56ZM101 88H103V87H101ZM115 88V89H116ZM126 88H128V85H127V87ZM134 88H136V86L134 87ZM138 88V87H137ZM146 88V87H145ZM152 88V87H151ZM184 88H185V86H184ZM195 87H193V89H194ZM196 88H198V87H196ZM235 88V87H234ZM5 89V88H4ZM12 89V88H11ZM16 89V88H15ZM35 88H33V90H34ZM40 89V88H39ZM38 89V90H39ZM65 89V88H64ZM68 89V88H67ZM90 89V88H89ZM92 89V88H91ZM90 89V90H91ZM105 89V88H104ZM107 89V88H106ZM108 89H109V87H108ZM111 89V88H110ZM142 89V88H141ZM154 89V88H153ZM157 89V88H156ZM159 89H160V87H159ZM164 89V88H163ZM182 89V88H181ZM180 89V90H181ZM187 89V88H186ZM199 89V88H198ZM255 89V90H254ZM14 90V89H13ZM37 90V89H36ZM37 90V91H38ZM49 90H51V89H49ZM48 90V91H49ZM59 90V89H58ZM76 90V89H75ZM86 90V89H85ZM84 90V91H85ZM95 90H97V89H95ZM94 90V91H95ZM100 90V89H99ZM111 90H113V88L111 89ZM137 90H140V89H137ZM146 90V89H145ZM145 90H144V92H145ZM148 90V89H147ZM155 90V89H154ZM160 90H162V89H160ZM176 90V89H175ZM185 90V89H184ZM216 90L218 91V92H216ZM236 90H237V88H236ZM235 90V91H236ZM2 91V90H1ZM17 91V90H16ZM18 91H21V89L20 90H18ZM28 91V90H27ZM35 91V90H34ZM62 91V90H61ZM77 91H82V88H81V90H77ZM76 91V92H77ZM87 91V90H86ZM93 91V93H96V92H94ZM136 91V90H135ZM141 91V90H140ZM151 91V90H150ZM150 91H148V94H150ZM163 91V90H162ZM168 91V90H167ZM169 91H170V89H169ZM242 91V90H241ZM249 91H252L251 93L249 92ZM9 92V91H8ZM11 92V91H10ZM9 92V93H10ZM15 92V91H14ZM21 92H23V90L21 91ZM36 92V91H35ZM41 92V91H40ZM64 92V94H67V93H65L66 92V90L65 91H63ZM75 92V93H76ZM110 92H114V91H110ZM109 92V93H110ZM143 92V93H144ZM165 92V91H164ZM173 92H172V94H173ZM179 92V91H178ZM180 92H184V91H180ZM185 92H186V90H185ZM184 92V93H185ZM234 92V91H233ZM232 92V93H233ZM7 93V92H6ZM9 93H7V94H9ZM13 93V92H12ZM16 93V92H15ZM23 93H25V92H23ZM34 93V92H33ZM45 93V92H44ZM44 93H42L41 92V97H40V103L39 104H41V102L42 103H44V106H45V98H44ZM51 93H53L52 91H51ZM50 93V94H51ZM55 93V92H54ZM81 93V92H80ZM79 93V94H80ZM101 93V92H100ZM104 93V92H103ZM108 93V92H107ZM136 93V92H135ZM138 93V92H137ZM165 93H167V92H165ZM164 93V94H165ZM183 93V94H184ZM215 93H219V94H215ZM221 93V94H222ZM231 93V90H230V92L228 93V94H232ZM241 93V92H240ZM246 93V94H245ZM4 94H5V91H4ZM3 94V95H4ZM18 94V93H17ZM19 94H20V92H19ZM22 94V93H21ZM20 94V95H21ZM28 94V93H27ZM30 94H32V92L30 93ZM39 94V93H38ZM69 94V93H68ZM90 94V93H89ZM141 94V93H140ZM145 94V93H144ZM151 94H152V92H151ZM156 94V93H155ZM161 94V93H160ZM163 94V93H162ZM186 94V93H185ZM227 94V95H228ZM10 95V94H9ZM45 95H47V94H45ZM59 95V94H58ZM84 95H86V94H84ZM100 95V94H99ZM108 95V94H107ZM170 95V94H169ZM168 95V96H169ZM174 95V94H173ZM173 95H171V96H173ZM175 95H174V99L176 98L175 97ZM215 95H217V97H215ZM227 95H224V97L226 96L227 97ZM2 96V95H1ZM8 96V95H7ZM7 96H6V98H7ZM12 96V95H11ZM28 96V95H27ZM36 96V95H35ZM34 96V97H35ZM60 96V95H59ZM90 96V95H89ZM142 96H143V94H142ZM170 96V97H171ZM235 96V95H234ZM239 96V95H238ZM16 97H17V95H16ZM15 97V98H16ZM20 97H22V96H19V98ZM31 97V96H30ZM39 97V96H38ZM56 97V96H55ZM71 97V98H70ZM76 97V96H75ZM94 97V96H93ZM95 97H98V96H95ZM121 97V98H122ZM219 97H222V96H220L219 95ZM232 97V96H231ZM240 97V96H239ZM242 97V96H241ZM263 97H264V95H263ZM5 98V99H6ZM13 98H14V96H13ZM18 98V99H19ZM36 98V97H35ZM48 98H50V97H48ZM57 98V97H56ZM99 98V97H98ZM122 98V99H123ZM158 98V99H157ZM167 98V97H166ZM191 98V99H190ZM192 98H193V100H192ZM236 98V97H235ZM10 99V98H9ZM21 99V98H20ZM28 99H29V97H28ZM94 99H96V98H94ZM93 99V100H94ZM106 99V98H105ZM121 99V101H123ZM127 99V98H126ZM168 99V98H167ZM166 99V100H167ZM173 99V100H174ZM188 99H190L191 101H189ZM217 99H220V100H218L217 101ZM234 99V98H233ZM264 99V98H263ZM2 100V99H1ZM4 100V99H3ZM3 100L2 101H0V128L2 127V129L4 128L5 130H10V131H12L13 132V130H17V128L19 127V125H18V127H17V125H16V123L14 122V121H16V120H18V119H14V121H12L13 120V118H12V120L10 119V116L8 117V115L9 114H7V112L8 111H6L5 112V110H4V102H3ZM15 100V99H14ZM13 100V101H14ZM24 100H26V99H24ZM38 100V99H37ZM53 100V99H52ZM100 100H102L101 98H100ZM177 100V99H176ZM188 100V101H187ZM224 100V99H223ZM12 101V102H13ZM23 101V100H22ZM48 101H50L49 99H48ZM108 101V100H107ZM107 101L105 102V101H102V104H103V102H105V104H107ZM109 101H111V100H109ZM120 101V102H121ZM125 101V100H124ZM127 101V100H126ZM172 100H170L169 102H171ZM216 101L218 102V103H216ZM230 101V100H229ZM235 101V100H234ZM234 101H232V102H234ZM240 101V100H239ZM264 101V100H263ZM5 102H6V100H5ZM7 102H9V101H7ZM89 102V101H88ZM94 102V101H93ZM98 102H100V101H98ZM120 102H119V104H120ZM168 102V103H169ZM221 102V101H220ZM223 102V101H222ZM221 102V103H222ZM225 102V101H224ZM232 102H230V103H232ZM242 102V101H241ZM262 102V101H261ZM24 103V102H23ZM33 103H35L34 101H33ZM37 103V102H36ZM37 103V104H38ZM51 103V102H50ZM87 102H85V104H86ZM101 103V102H100ZM214 103V102H213ZM229 103V102H228ZM235 103V102H234ZM240 103V102H239ZM5 104H7V103H5ZM27 104V103H26ZM53 104V103H52ZM97 104V103H96ZM102 104H97L98 106H100V105H102ZM124 104V105H125ZM218 104V105H217ZM241 104V103H240ZM264 104V103H263ZM34 104H31L30 106V108H32V106H33ZM90 105V104H89ZM145 105L147 106V108L149 109V107H148V105L151 107L150 109H152L153 110V112H155V113H152V114H155V118L152 116H150V113L152 112L151 110H148L146 107H145ZM214 105V106H215ZM6 106H9V104L8 105H6ZM5 106V107H6ZM38 106V105H37ZM41 106H43V105H41ZM40 106V107H41ZM84 106V107H83ZM213 106V107H214ZM221 106L224 108V107H227L228 105H226V106H224V105H222L221 104ZM230 106V105H229ZM228 106V107H229ZM237 106V105H236ZM240 106V105H239ZM238 106V107H239ZM27 107V106H26ZM47 107H49V106H47ZM88 107V106H87ZM103 107V106H102ZM124 107V106H123ZM219 107V106H218ZM233 107V106H232ZM237 107V108H238ZM15 108V107H14ZM34 108V107H33ZM41 108H43V107H41ZM51 108V107H50ZM99 108H101V107H99ZM125 108V107H124ZM128 108V107H127ZM147 109V112H146V109ZM177 108V109H176ZM182 108H186L185 110H183ZM189 108H190V110H189ZM215 108V107H214ZM221 108V107H220ZM230 108H231V106H230ZM236 108V109H237ZM240 108V107H239ZM242 108H240L239 109V111L242 109ZM9 109V108H8ZM28 109H29V107H28ZM102 109V108H101ZM213 109V108H212ZM225 109V108H224ZM224 109H222V111H225ZM244 109V108H243ZM246 109V108H245ZM246 109V110H247ZM250 109H249V113L250 112H252V111H250ZM12 110V109H11ZM30 110V109H29ZM28 110V111H29ZM122 110V109H121ZM185 111L186 113H188V111ZM227 110H229V109H227ZM232 110V109H231ZM246 110L244 111L245 113H246ZM262 110H263V106H262ZM27 111V112H28ZM31 111V110H30ZM29 111V112H30ZM209 111V112H208ZM212 111V110H211ZM213 111H214V109H213ZM212 111V112H213ZM217 112H218V108H217V110H216ZM220 111H221V109H220ZM235 111V110H234ZM241 111H243V110H241ZM241 111H240V113H241ZM10 112V111H9ZM211 112V113H212ZM238 112V111H237ZM253 112V113H254ZM147 113H148V115H147ZM186 113H184L185 114V116L187 117L188 115L186 114ZM215 113V111L212 113L213 114V116H215V117H218V116H216V114H214ZM224 113H226V111L224 112ZM229 113V112H228ZM231 113V112H230ZM233 113V112H232ZM235 113V112H234ZM243 113V112H242ZM247 113H248V110H247ZM248 113V114H249ZM252 113V114H253ZM256 113V114H257ZM262 113V112H261ZM23 114V113H22ZM32 114H29L28 116H30V115H32ZM212 114H211V116H212ZM218 114H219V112H218ZM222 115H223V113H221ZM221 114H219V117H220V115ZM251 114V115H252ZM255 114V113H254ZM259 114V113H258ZM19 115V114H18ZM225 115V114H224ZM233 115V114H232ZM251 115H249V116H251ZM152 118H150V117ZM211 116H210V118H209V120H208V122H209V125H211V127L216 123V121L218 120L217 118L215 119V117H214V119L216 120H214L213 118V120H211L210 121V119H211ZM212 116V117H213ZM225 116H227L228 117V115H225ZM231 116V115H230ZM237 116V115H236ZM235 116V117H236ZM242 116V115H241ZM253 116V115H252ZM12 117V116H11ZM31 117V116H30ZM51 117V116H50ZM58 117V116H57ZM218 117V118H219ZM224 116H222V118H223ZM234 117V116H233ZM235 117L233 118V120L235 119ZM243 117V116H242ZM261 117V116H260ZM24 118H25V116H24ZM188 118H190L189 116H188ZM207 118H208V116H207ZM224 118H226V117H224ZM224 118H223V120H222V122L224 121ZM241 118V117H240ZM246 118V117H245ZM250 118V117H249ZM255 118V117H254ZM256 118H258L257 116H256ZM255 118V120H257ZM34 119V118H33ZM45 119V118H44ZM56 119H59V118H56ZM55 119V120H56ZM179 119V120H178ZM187 119V118H186ZM220 120H221V118H219ZM229 119V118H228ZM232 118H230L229 120H225L224 121V124L226 123V121H227V123L229 122L230 124H234V122H235V120H234V122L233 123H231L232 121H230ZM253 119V118H252ZM259 119V118H258ZM32 120V119H31ZM42 120V119H41ZM47 120H49V119H47ZM177 120H178V122H177ZM203 120V119H202ZM237 120V119H236ZM239 120H242V119H239ZM239 120H237L236 122L237 123H239ZM246 120H247V118H246ZM262 120H263V118H262ZM21 121V120H20ZM24 121V120H23ZM22 121V122H23ZM27 120H25L24 122L25 123H27L26 122ZM29 121V120H28ZM40 120H38V122H39ZM49 121H51V120H49ZM142 123H141V122ZM190 121H191V118H190ZM193 121V120H192ZM198 123H199V121H198V119L196 120ZM212 121H215L214 123H211ZM248 121H249V119L247 120V121H241V122H243L242 123V127H243V129H242V127L240 128V129H242V131H245V134L243 133V139H242V142L240 141L241 140V136H240V139L238 138L237 140L238 141H240V146L238 145V144H236V143H238L237 142V140H235V141H232V138H230L231 139V141L232 142H234L233 144L235 145L234 146V148L236 147V149L234 150V148H233V144L231 145L232 147H231V149L233 148V151H238V153L236 152L235 154L237 155V154H239L238 156H240V158L242 159V161H243V163L246 161H248L247 163H249L251 166L252 165H254L255 167L256 166H258V167H256L257 168V170H254V169H256L255 167H254V169H252L253 168V166L251 167V169L253 170V172L254 171H256V172H258V168L260 169V173H257L258 174V176H257V174H256V179H259V183L261 184V183H263V181L264 180H262V179H260V178H263L264 179V124H259V123H257L256 121H255V123H251L253 120H251V122H249L248 123ZM31 122V121H30ZM33 122V121H32ZM34 122H36V121H34ZM41 122V121H40ZM188 122V121H187ZM186 122V123H187ZM200 122V123H201ZM222 122H221V124H222ZM240 122V123H241ZM248 124H252V126H251V129L248 127V125H247V123ZM254 122V121H253ZM260 122V121H259ZM263 123H264V121H262ZM25 123H24V125H25ZM43 123V122H42ZM41 123V124H42ZM188 123H190V122H188ZM196 122L194 121V124H195ZM199 123V125L201 126V124ZM211 123V124H210ZM226 123V124H227ZM236 123V124H237ZM257 123V124H256ZM19 124V123H18ZM48 124V123H47ZM190 124H192V126H193V123H190ZM213 124V125H212ZM218 124V123H217ZM217 124H215L216 126H217ZM219 124H220V122H219ZM218 124V125H219ZM220 124V125H221ZM223 124V125H224ZM225 124V127L227 126ZM235 124V125H236ZM149 125H151V127L149 126ZM180 126V125H182L181 127H182V129H180V127H179V129L180 130H178V127L177 126ZM187 125V124H186ZM206 125V124H205ZM204 125V126H205ZM208 125V124H207ZM208 125V126H209ZM234 125V126H235ZM247 125V126H246ZM84 126H87V127H89V130H90V128H91V130H94L95 132L96 131H99L98 129H100L101 127V130H102V134H97L98 136H92V137H94L95 139L96 138H98L99 140L101 139V141L99 142V143H97V144H95V146L93 147L92 146V144H91V146L93 147V148H91L90 150H85L84 149V145H85V143H88V141L90 140V136L88 137L86 134H87V132H88V130H87V132L85 133V131H83V132H81L80 131V127H84ZM112 126V127H111ZM138 126H141V127H139L138 129L136 128V127H138ZM188 126V125H187ZM190 126V125H189ZM191 126V127H192ZM194 126H196L197 127V125H194ZM200 126H198V127H200ZM216 126H213V127H216ZM240 126H241V124H240ZM108 127H110V130L108 129ZM173 127H177L176 129L178 130H173L172 128ZM201 127H203V126H201ZM228 127V126H227ZM226 127V128H227ZM230 127V126H229ZM231 127H233V125L231 126ZM236 127H237V129H238V124L236 125ZM245 127H248L247 129L249 130H247V132H246V129H245ZM10 128V129H9ZM13 128V130H11ZM104 128V129H103ZM106 128L109 130V131H105L106 130ZM111 128H113L112 130H111ZM188 128H190V127H188ZM205 128V127H204ZM208 129H209V127H207ZM45 129V128H44ZM192 129H193V127H192ZM207 129V130H208ZM222 129V128H221ZM228 129V128H227ZM230 129V128H229ZM234 129H235V127H234ZM236 129V130H237ZM4 130V131H5ZM185 130V131H184ZM190 130V129H189ZM200 130V129H199ZM209 130H212V129H209ZM218 130H220V128L218 129ZM239 130V129H238ZM0 131H1V129H0ZM3 131V130H2ZM148 131H151V133H153L152 135H150L151 137L150 138H148L147 139V137H146V139H144V135L142 136L143 138H141V139H139V140H136L137 138H138V136H139V134L141 133H143V134H145V133H148ZM192 131V130H191ZM203 131V130H202ZM220 131H222V130H220ZM219 131V132H220ZM226 131V130H225ZM230 131V130H229ZM232 131V130H231ZM241 131V130H240ZM44 132H46V131H43V133ZM94 132V133H95ZM193 132H194V130L192 131V133L191 134H193ZM201 132V131H200ZM199 132V133H200ZM207 132V131H206ZM208 132H210V131H208ZM215 132V131H214ZM4 133V132H3ZM8 133V132H7ZM40 133H42L41 131H40ZM85 133V134H84ZM93 132L91 131V134H92ZM93 133V134H94ZM98 133H100V131L98 132ZM190 133V132H189ZM197 133V132H196ZM217 133V132H216ZM227 133H229V132H227ZM233 133H234V131H233ZM237 133V132H236ZM241 132H239V134H240ZM22 134V133H21ZM20 134V135H21ZM47 134V133H46ZM92 134V135H93ZM190 134V135H191ZM201 134V133H200ZM221 134V133H220ZM2 135V134H1ZM5 135V134H4ZM13 135V134H12ZM19 135V134H18ZM17 135V136H18ZM42 135V134H41ZM44 135V134H43ZM88 135H90V134H88ZM95 135H96V133H95ZM195 135V134H194ZM201 135H203V134H201ZM206 135V134H205ZM207 135H209V134H207ZM229 135V134H228ZM227 135V136H228ZM235 135V134H234ZM237 135V134H236ZM24 136H25V134H24ZM149 136V135H148ZM198 136H200L199 134H198ZM204 136V135H203ZM210 136V135H209ZM222 136V135H221ZM5 137H8L7 135L5 136ZM3 138V139H6V138ZM19 137H21V136H19ZM27 137V136H26ZM40 137V136H39ZM55 137H59V136H55ZM195 137H196V135H195ZM217 137V136H216ZM224 137V136H223ZM222 137V138H223ZM230 137V136H229ZM232 137H233V135H232ZM236 136H234V138H235ZM9 138H11V136L9 137ZM12 138H14L13 136H12ZM12 138H11V140H12ZM219 138V137H218ZM221 137H220V140H222V141H218L219 143L221 142H223V139H222ZM233 138V139H234ZM1 139V138H0ZM29 139V138H28ZM184 139H186V138H184ZM187 139H189V138H187ZM201 139V138H200ZM203 139V138H202ZM213 138H211V140H212ZM23 140V139H22ZM190 140V139H189ZM192 140H194V139H192ZM191 140V141H192ZM204 140H205V138H204ZM208 140V139H207ZM1 141V140H0ZM13 141V140H12ZM16 141V140H15ZM14 141V142H15ZM21 141V140H20ZM26 142H27V140H25ZM29 141H30V139H29ZM229 141V139L227 140V142ZM19 141H17V143H18ZM25 142V143H26ZM91 142V141H90ZM90 142L88 143V144H90ZM176 142V143H177ZM185 142V141H184ZM207 142V141H206ZM230 142V141H229ZM236 142V143H235ZM16 143V142H15ZM24 143V144H25ZM190 143V142H189ZM202 143V142H201ZM219 143H216L217 145H219ZM224 143V142H223ZM222 143V144H223ZM1 144V143H0ZM10 144H12L11 146H13V144L14 143H11L10 142ZM164 144H165V146H164ZM177 144H179V142L177 143ZM177 144H174V145H177ZM184 144V143H183ZM183 144H181L182 146H183ZM193 145H195L194 143H192ZM221 144V145H222ZM225 144V143H224ZM229 144V143H228ZM231 144V143H230ZM15 145V144H14ZM19 145V144H18ZM23 145V144H22ZM33 145V144H32ZM37 147L36 148H40L41 150L42 149H46L47 147H48V142L44 139V140H42L41 142L39 141L37 144H35ZM60 145V144H59ZM185 145V144H184ZM188 145V144H187ZM207 145V144H206ZM212 145V144H211ZM226 145V144H225ZM87 146V145H86ZM158 146V147H157ZM168 146V147H167ZM209 146V145H208ZM238 146V147H237ZM9 147V143H6V144H2V145H0V156L3 158V160L1 161L0 160V172H1V176H3L2 178H4L6 175H8V173H10L8 170L6 171V169L7 168H13V170L12 169H10V170H12V178H15V179H17L16 181V184H17V186H15V188L18 190H20V188L22 189L23 188V186L24 185H33V184H38L40 181H41V179H39V178H43L46 174H45V172H46V170H48L47 169V166H45V164L43 163L44 161V159L41 161L38 157H31L30 156V154L28 153V150H30V149H28V145H24V146H21V148L19 149V150H17V152L16 153H12V150H10L9 151V149H10V147ZM88 147V146H87ZM157 147V148H156ZM174 147H178V146H174ZM173 147V148H174ZM187 147V146H186ZM200 147V146H199ZM213 147V146H212ZM211 147V148H212ZM227 147V146H226ZM229 147V146H228ZM3 148H6V149H3ZM14 148H17V147H14ZM30 148V147H29ZM183 148V147H182ZM182 148H181V151H182ZM185 148V147H184ZM183 148V149H184ZM194 148V147H193ZM217 148H218V146H217ZM216 148V149H217ZM220 148V147H219ZM3 149V150H2ZM34 149V148H33ZM32 149V150H33ZM53 149V148H52ZM58 149V148H57ZM152 149V150H151ZM189 149V148H188ZM196 149V148H195ZM210 149V148H209ZM213 149H215V148H213ZM47 150V149H46ZM154 150V151H153ZM174 150H175V148H174ZM173 150V151H174ZM190 150H192L193 151V149L191 148ZM218 150V149H217ZM228 150V149H227ZM149 151H151V153L152 154H148V152ZM172 151V150H171ZM180 150H178L177 152H179ZM185 151V150H184ZM188 151V150H187ZM198 151V150H197ZM200 151H201V149H200ZM200 151H198V152H200ZM219 151V150H218ZM14 152V151H13ZM30 153H31V151H29ZM156 153V154H154V155H157L156 156V158H154V159H152V158H148V156L149 155H153V153ZM189 152V151H188ZM208 152V151H207ZM211 152V154L213 153V151H209V153ZM150 153V152H149ZM173 153V152H172ZM175 153V152H174ZM182 153H183V151H182ZM185 153V152H184ZM184 153L182 154V155H180V156H183L184 155ZM189 153H191V152H189ZM188 153V154H189ZM205 153V152H204ZM208 153V154H209ZM217 153V152H216ZM218 153H220V152H218ZM227 153V152H226ZM32 154V153H31ZM38 154V153H37ZM148 154V155H147ZM187 154V153H186ZM187 154V155H188ZM208 154H206V155H208ZM234 154V155H235ZM58 155V154H57ZM171 155V154H170ZM204 155V154H203ZM219 155H222V154H219ZM176 156V155H175ZM174 156V157H175ZM180 156L178 155V158H180ZM199 156H201L200 154H199ZM209 156V155H208ZM211 156V155H210ZM0 157V158H1ZM53 157V156H52ZM177 157V156H176ZM185 157V156H184ZM203 157V156H202ZM205 157V156H204ZM207 157V156H206ZM223 158H224V155L222 156ZM17 158H19V160H20V158H24L22 161H19L18 163L15 161V159L17 160ZM44 158V157H43ZM170 158V156L168 157V159ZM213 158V157H212ZM216 158H218V157H216ZM222 158V159H223ZM226 158V157H225ZM224 158V159H225ZM42 159V158H41ZM50 159V158H49ZM49 159H47V161L49 160ZM171 159V158H170ZM182 159V158H181ZM227 159H229V158H227ZM52 160V161H53ZM99 160L101 161V164H100V166H98V164L96 165V162L98 161L99 162ZM163 160H164V158H163ZM183 160V159H182ZM186 160V159H185ZM214 160V159H213ZM216 160V159H215ZM218 160V159H217ZM220 161H221V159H219ZM234 160V159H233ZM245 160V161H244ZM16 163H15V162ZM46 161V162H47ZM162 161V160H161ZM166 161H167V158H166ZM172 161V160H171ZM177 161V160H176ZM224 161V160H223ZM230 161V160H229ZM55 162V161H54ZM102 162H103V165H102ZM179 162H182V164H184L185 163V161H184V163H183V161H179ZM186 162H187V160H186ZM222 162V161H221ZM227 162V161H226ZM241 162V161H240ZM245 162V163H246ZM33 163V165H31V166H29L30 164H32ZM58 163H60V164H58ZM169 163V162H168ZM215 163V162H214ZM220 163V162H219ZM218 163V164H219ZM237 163V162H236ZM47 164V163H46ZM50 164V163H49ZM54 164V163H53ZM70 164H72V165H74L73 166V168H71V165ZM171 164V163H170ZM186 164V163H185ZM188 164H189V162H188ZM188 164H186V166L188 165ZM213 164V163H212ZM221 164V163H220ZM223 164V163H222ZM240 164H242V163H240ZM76 165V166H75ZM102 165V166H101ZM179 165V164H178ZM202 165V166H201ZM206 167H205V166ZM243 165H245V164H243ZM246 165H248V164H246ZM68 166H67V168H68ZM185 166V165H184ZM189 166V165H188ZM187 166V167H188ZM211 166V165H210ZM209 166V167H210ZM216 165H214L213 166V168L215 167ZM221 166V165H220ZM227 166V165H226ZM183 167V166H182ZM205 167V168H204ZM222 167V166H221ZM221 167H218V168H221ZM233 167V166H232ZM231 167V168H232ZM6 168V169H5ZM55 168H56V166H55ZM211 168V167H210ZM234 168V167H233ZM242 168H244L245 169V167H242ZM247 168H249L250 169V166L248 165V167ZM3 169L5 170V172L3 171ZM208 169L209 168H207L206 169V171H208ZM215 169H216V167H215ZM223 169H225L224 167H222V170ZM239 169V168H238ZM250 169V170H251ZM53 170H54V168H53ZM187 170V169H186ZM228 170H229V168H228ZM240 170H242V169H240ZM246 170V169H245ZM42 171L44 172V174H42ZM51 170L49 169V172H50ZM210 171H212V169L210 170ZM210 171H209V173H210ZM213 171H215V170H213ZM213 171H212V173L210 174V175H215V173L217 174V175H219V171L217 170L215 173H213ZM226 172H227V170H225ZM236 171V170H235ZM4 172V173H3ZM221 172V171H220ZM224 172V171H223ZM231 172V171H230ZM245 172V171H244ZM249 172V171H248ZM248 172H246V173H248ZM255 172V173H256ZM222 173V172H221ZM236 173V172H235ZM255 173H254V175H255ZM44 175V176H42V175ZM88 174V173H87ZM224 174H226L225 172H224ZM237 174H238V176H243V175H240L239 173H236V176H237ZM252 175H253V173H251ZM262 174L263 176H261V177H259L260 175ZM53 175V174H52ZM55 175V174H54ZM193 175V176H192ZM217 175H215V176H217ZM223 175V174H222ZM245 175V174H244ZM253 175V176H254ZM49 176V175H48ZM106 176V175H105ZM206 176V177H205ZM229 176V175H228ZM234 176H235V174H234ZM248 176V175H247ZM47 177V176H46ZM55 177V176H54ZM224 177V176H223ZM252 177V176H251ZM258 177V178H257ZM108 178V179H109ZM226 178V177H225ZM231 178V177H230ZM236 178V177H235ZM240 179L241 177H237L236 178V180L237 179ZM246 178V177H245ZM244 177L243 178H241V180L243 179V181L242 182H244L245 179ZM247 178H250V176L249 177H247ZM15 179H10V180H8V181H6L5 183L7 184H10L9 182L11 181V180H15ZM39 179V181H37ZM51 179H53V177L51 178ZM56 179V178H55ZM59 179V178H58ZM66 179H71V180H74V186L73 187H67V186H64L65 184V182H66ZM102 179V178H101ZM104 179H107V177H105V178H103V180ZM108 179L107 180H105V182L107 181V182H110V180L108 181ZM223 179V178H222ZM253 178H251V179H249V181L251 180V181H253L252 180ZM70 180V181H71ZM89 180V181H90ZM99 180V179H98ZM224 180V182L226 181V179H223ZM223 180H221V181H223ZM248 180V179H247ZM261 180V181H260ZM101 181V180H100ZM231 181V180H230ZM249 181H245L244 182V184L243 185H246V184H248V186H249ZM257 181H255V182H257ZM102 182V181H101ZM104 182V181H103ZM107 182L105 183V184H107ZM232 182H233V180H232ZM239 182H240V180H239ZM254 182V181H253ZM254 182V183H255ZM44 183V182H43ZM111 183V182H110ZM246 183V184H245ZM252 183V182H251ZM250 183V184H251ZM258 183V184H259ZM7 184V185H8ZM14 184V183H13ZM15 184V185H16ZM40 184V183H39ZM45 184V183H44ZM60 184V183H59ZM97 184H98V182H97ZM115 184H119V183H115ZM222 184V183H221ZM232 184V183H231ZM230 184V185H231ZM233 184H234V182H233ZM238 184V183H237ZM253 184V183H252ZM251 184V185H252ZM264 184V183H263ZM262 184V185H263ZM47 185V184H46ZM49 185V184H48ZM53 185V184H52ZM66 185H68V184H66ZM95 185V184H94ZM100 185V184H99ZM101 185H102V188H103V184L101 183ZM120 185H122V184H120ZM35 186V185H34ZM98 186V185H97ZM106 186V185H105ZM113 186V185H112ZM222 186H223V184H222ZM221 186V187H222ZM229 186V185H228ZM232 186V185H231ZM247 186V185H246ZM260 186V185H259ZM3 187H5L6 188V186H3ZM47 187V186H46ZM49 187V186H48ZM84 187V186H83ZM125 187H124V189H125ZM220 187V188H221ZM227 187V186H226ZM230 187V186H229ZM228 187V188H229ZM232 187H234V186H232ZM238 187V186H237ZM255 187V186H254ZM5 188H3V189H5ZM15 188H13V189H15ZM27 188V187H26ZM29 188V187H28ZM85 188V187H84ZM83 188V189H84ZM106 188V187H105ZM107 188H108V185H107ZM223 188H225L224 186H223ZM0 189H2V188H0ZM8 189V188H7ZM101 189V188H100ZM111 191H112V189L111 188H109ZM121 189V188H120ZM234 189V188H233ZM242 189V188H241ZM241 189H237L236 191L238 192L239 190V193L241 194V195H243L242 193L243 192H241ZM252 189H253V187H252ZM263 189H264V187H263ZM6 190V189H5ZM18 190V191H19ZM23 190V189H22ZM25 190V189H24ZM23 190V191H24ZM28 190V189H27ZM108 190V189H107ZM109 190V191H110ZM121 190H123V189H121ZM218 190H220V192H218ZM225 190V189H224ZM235 190V189H234ZM246 190V189H245ZM16 191V190H15ZM48 191V190H47ZM124 191V190H123ZM228 191V192H229ZM242 191H244L243 189H242ZM253 191H254V189H253ZM1 192V191H0ZM17 192V191H16ZM235 192V191H234ZM247 192V191H246ZM245 192V193H246ZM257 192V191H256ZM5 193V192H4ZM4 193H2V194H4ZM50 193V194H49ZM104 193V192H103ZM219 193V194H218ZM224 193V192H223ZM250 193V192H249ZM263 193H264V191H263ZM220 195V197L218 196V195ZM227 194V193H226ZM229 194V193H228ZM247 194V193H246ZM7 195H9V194H7ZM149 195V196H150ZM36 196V195H35ZM113 196V195H112ZM244 196V195H243ZM243 196H240L241 198L240 199H242V198H244ZM247 196V195H246ZM256 196V195H255ZM261 196V197H260ZM11 197V196H10ZM10 197H8V198H10ZM20 197V196H19ZM93 197V198H94ZM115 197V196H114ZM146 197V196H145ZM178 198V200L177 201H181V202H183V204H185V205H183V206H186V209L187 210H189V206L191 207V210H192V208H199L200 209V211H197V209L196 210H194L195 211V213H196V211H197V213L196 214H194L195 216H196V219H195V216H194V219H193V217H191L190 215H192L193 216V210H192V212L190 213V211H187V212H189V213H187V214H189V216L187 215V216H182L181 215V213H182V210H183V214L185 213V208L183 209V208H181L182 206H180V211H181V213L179 212V210H177L178 211V214L180 213V215H174L175 213H177L176 211L174 212V214L173 213H171L170 212V208L172 207V206H174L175 207V209L180 205H178L177 207L175 206V205H177V204H175V202H174V198ZM259 199L261 200V201H263V203H264V200H262L261 198L263 197L260 193H259ZM101 198V197H100ZM144 198V197H143ZM253 197H251V200H254V198L252 199ZM256 198V197H255ZM22 199H24V198H22ZM27 199V198H26ZM25 199V200H26ZM95 199V198H94ZM142 199V198H141ZM249 200H250V198H248ZM263 199H264V197H263ZM17 200V199H16ZM28 200V199H27ZM31 200V199H30ZM32 200V201H33ZM93 200V199H92ZM103 200V199H102ZM248 200V201H249ZM250 200V201H251ZM7 201H9V200H7ZM6 201V202H7ZM14 201V200H13ZM13 201H11V202H13ZM108 200H106V202H107ZM144 201H145V199H144ZM176 201V200H175ZM250 201H249V203H250ZM255 201H257V200H255ZM10 202V201H9ZM11 202H10V204H8V202H7V206L5 207L6 209L5 210H7V212L11 215H14V214H17V213H19L18 212V208H19V206H22V205H25L26 204V202L25 203H23V202H20V204L18 205L17 203H14V204H16V205H12L11 204ZM96 202V201H95ZM105 202V201H104ZM105 202V203H106ZM138 202H140V201H138ZM252 202H254V201H251V203ZM258 202V201H257ZM29 203V202H28ZM31 203H33V202H31ZM88 203V204H87ZM98 203H99V201H98ZM102 203V202H101ZM105 203H104V205H105ZM242 203V202H241ZM248 203V202H247ZM30 204V203H29ZM28 204V205H29ZM97 204V203H96ZM127 204H131V205H127ZM143 204V203H142ZM243 204V203H242ZM256 204V202L252 205V206H254ZM258 204V203H257ZM256 204V205H257ZM6 205V204H5ZM52 205H54L53 207H52ZM103 205V207H108L107 205L106 206H104ZM147 205V204H146ZM198 205V206H197ZM199 205H201V207H199ZM244 205V204H243ZM263 205V204H262ZM32 206V205H31ZM97 206H99L98 204H97ZM102 206V205H101ZM100 206V207H101ZM148 206V205H147ZM226 206V205H225ZM246 206H247V204H246ZM245 206V207H246ZM249 206H251V204L249 205ZM96 207V206H95ZM145 207V206H144ZM227 207V206H226ZM226 207H225V209H226ZM229 206H228V209L230 208ZM257 207V206H256ZM102 208V207H101ZM140 208V207H139ZM141 208H143L142 206H141ZM243 208V207H242ZM262 208V207H261ZM264 208V207H263ZM4 209V208H3ZM103 209V208H102ZM145 209V208H144ZM172 209H174V208H172ZM32 210V209H31ZM30 210V211H31ZM146 210V209H145ZM220 210V209H219ZM227 210V209H226ZM236 210V212H238ZM261 210V209H260ZM259 210V212H261ZM3 211V210H2ZM148 211V210H147ZM169 211V212H168ZM203 211V212H204ZM221 211V210H220ZM230 211V210H229ZM232 211V210H231ZM234 211V210H233ZM244 211V210H243ZM242 211V212H243ZM249 211V210H248ZM251 211H253V210H251ZM255 211V210H254ZM263 211H264V209H263ZM262 211V212H263ZM27 212V211H26ZM25 212V213H26ZM140 212V211H139ZM168 212V213H167ZM202 212V211H201ZM200 212V213H201ZM215 212V211H214ZM219 212V211H218ZM228 212V211H227ZM7 213V214H8ZM14 213V214H13ZM21 213V212H20ZM23 213H24V211H23ZM23 213H21V214H23ZM24 213V214H25ZM32 213H33V211H32ZM41 213V212H40ZM100 213H102V212H100ZM129 213H131V212H129ZM200 213H198V214H200ZM225 213V212H224ZM230 213V212H229ZM232 213V212H231ZM240 213V212H239ZM258 213V212H257ZM256 213V214H257ZM264 213V212H263ZM3 214V213H2ZM8 214V215H9ZM97 215V218H95L94 219V215ZM140 214V213H139ZM143 214V212H142V214H140V215H144ZM202 214V213H201ZM206 214H208V213H206ZM221 214V213H220ZM219 214V215H220ZM251 214V213H250ZM35 215H34V218H36L35 217ZM42 215V214H41ZM130 215V214H129ZM213 216L215 215V214H212ZM216 215L217 216H219L217 213H216ZM233 215H234V212H233ZM238 215V214H237ZM240 215H241V213H240ZM240 215H238V216H240ZM252 215V214H251ZM258 215V214H257ZM256 215V216H257ZM25 216V215H24ZM33 216V215H32ZM31 216V217H32ZM205 216V217H204ZM209 216H211V213H209ZM209 217V218H216V216H214V217ZM232 216V215H231ZM235 216H236V214H235ZM243 216H244V214H243ZM5 217V216H4ZM10 217H12V216H10ZM19 217V216H18ZM22 217V216H21ZM30 217V218H31ZM129 217H130V220H129ZM201 217V218H202ZM230 217V216H229ZM241 217V216H240ZM260 218H261V225H264V214H262V216H259ZM13 218H15V216L13 217ZM37 218H38V216H37ZM36 218V219H37ZM133 218V217H132ZM138 218V217H137ZM209 218H208V222H209ZM215 218L213 219V220H215ZM219 218H222V220H220V221H223L224 219H223V216L222 217H218V219ZM249 218V217H248ZM23 219V218H22ZM26 220H27V218H25ZM94 219V220H93ZM217 219V221L219 222V220ZM226 219V218H225ZM250 219V218H249ZM248 219V220H249ZM34 220V219H33ZM107 220V219H106ZM105 220V221H106ZM135 220V219H134ZM212 220V219H211ZM247 220V219H246ZM247 220V221H248ZM28 221V220H27ZM35 221H37V220H35ZM55 221V220H54ZM53 221V222H54ZM99 221V220H98ZM110 221V220H109ZM116 221H118L117 219H116ZM200 221H202V220H200ZM226 221V220H225ZM225 221H223V223H227V222H229V221H231V220H229V221H227V222H225ZM233 221V220H232ZM251 221V220H250ZM258 221H259V219H258ZM46 222V223H47ZM108 222V221H107ZM112 221H110V223H111ZM120 223H121V221H119ZM215 222H216V220H215ZM215 222H214V225H216V227L218 226V224L216 223L215 224ZM235 222V221H234ZM234 222L232 223L233 224V226H235V224H234ZM237 222V221H236ZM242 222V221H241ZM257 222V221H256ZM39 223V222H38ZM45 223V224H46ZM55 223V222H54ZM54 223H51V224H54ZM59 223V224H60ZM82 223H81V225H82ZM96 223H97V221H96ZM118 223V222H117ZM119 223V224H120ZM161 223H163L164 224V226L166 227V228H163V225L161 224ZM220 223H222V222H220ZM239 223V222H238ZM238 223H236V225H238ZM246 223V222H245ZM244 223V224H245ZM252 224L249 226V227H253L252 225H253V222H251ZM255 223V222H254ZM27 226H26V228H24V229H20V230H18V233H19V236H20V238H22V241H23V245H25V244H28V246L30 245V247L31 248H33V246H35L36 245V243H35V240H36V238L38 237V236H40L39 234L40 233H38L37 231L36 232H34L33 230V222L30 220L29 222H27V223H25ZM41 224H43V223H41ZM89 224V223H88ZM87 224V225H88ZM93 224V223H92ZM94 224H95V222H94ZM99 224V223H98ZM106 224H108V223H106ZM112 224V223H111ZM125 224H128V222H126ZM133 224V225H132ZM130 226H131V228L133 227V228H135L136 229V227L139 225V223H138V219H136L135 220V222H133ZM231 224V225H232ZM247 224H248V222H247ZM50 225V224H49ZM48 225V226H49ZM84 225V224H83ZM89 225H91V222H90V224ZM231 225L229 224V226L231 227ZM94 226V225H93ZM92 226V227H93ZM128 226V225H127ZM220 226L221 227H223V225L222 224H220ZM220 226H218V227H220ZM227 226V225H226ZM225 225H224V227H226ZM19 227V226H18ZM21 227H23V226H21ZM53 227V226H52ZM51 227V228H52ZM87 227V226H86ZM91 227V226H90ZM89 227V228H90ZM98 227V226H97ZM140 227V226H139ZM170 226H169V229L171 228ZM229 227V228H230ZM239 227L241 228H243V225L241 226V223H240V225H239ZM238 227V228H239ZM245 227V226H244ZM249 227H245V228H249ZM255 227V226H254ZM11 228H12V226H11ZM34 228H35V226H34ZM39 228V227H38ZM46 228V227H45ZM50 228V227H49ZM83 228H84V226H83ZM162 228L163 229H165V230H163V231H161L162 230ZM172 228L170 229L171 231H172V233H173V235H174V230H172ZM227 229H228V227H226ZM226 228H224L225 230H226ZM234 228V232H235V230L236 229H238V228H236L235 229V227H233ZM256 228V227H255ZM1 229V228H0ZM6 229V228H5ZM12 229H14V228H12ZM96 229V228H95ZM168 229V230H169ZM177 229V230H176ZM220 229H222V228H220ZM223 229V230H224ZM246 229V230H247ZM251 229V228H250ZM250 229H248V233H249V230ZM263 229V228H262ZM3 230V229H2ZM1 230V231H2ZM8 230H9V228H8ZM11 230V229H10ZM9 230V232H11ZM15 230V229H14ZM14 230H12V232L14 231ZM17 230V229H16ZM50 229H46L41 235H42V238L41 239H39V240H41V241H43V245H41V244H39V243H41V241L35 246V248H34V251H31V255L28 257V255H27V257L28 258H24L23 257V254H21V250L20 251H18V250H16L17 248L16 247H14V246H8V248H7V250L8 251H6L5 250V252L3 251V253H5V254H3L4 256H2V254H1V257H0V264H35V263H37L38 261V258H37V256H39L40 254H41V252H40V250L41 251H45V252H42L43 254H47L49 257H51L50 255H52V260L54 261H52L51 260V263L53 262V263H56V264H73V262L74 261H76V260H74L73 258H71V256H70V254L67 252V249H66V246H65V243H64V240L65 239H63V236L64 235H67V234H58V236H56V238L54 237L53 238V236H51V233H50V231H49ZM52 230V229H51ZM54 230V229H53ZM63 230V229H62ZM77 230V229H76ZM127 230H129V228L127 229ZM167 230V231H168ZM168 231V232H170V234H172L171 233V231ZM229 230H233L232 228H230ZM243 230H244V228H243ZM241 231L240 229L239 230H236V231H240V233L241 232H244V231H246V230H244V231ZM252 230V229H251ZM264 230V229H263ZM0 231V232H1ZM86 231V230H85ZM89 231H91V228H90V230ZM167 231H166V233H167ZM221 230H219V232H220ZM261 231V230H260ZM6 232V231H5ZM11 232V233H12ZM53 232V231H52ZM55 232V231H54ZM64 233H65V231H63ZM75 232V231H74ZM219 232H216V234H215V236H218V239H221V238H223V236H224V232H223V235H221ZM257 232H258V229H257ZM256 231H254V228H253V233H257ZM7 233V232H6ZM16 233V232H15ZM87 233V232H86ZM222 233V232H221ZM230 233V232H229ZM228 233V234H229ZM239 233V232H238ZM239 233V234H240ZM246 233V232H245ZM244 233V234H245ZM252 233V235L253 236H255V235H257L258 236V233L257 234H253ZM261 233V232H260ZM17 234V233H16ZM55 234V233H54ZM77 234V233H76ZM137 234V233H136ZM165 234V233H164ZM170 234H168V235H170ZM243 234V233H242ZM250 234V233H249ZM12 235V234H11ZM209 235V236H208ZM237 235V234H236ZM246 235H247V233H246ZM251 235V234H250ZM251 235V236H252ZM4 236H5V234H4ZM3 236V237H4ZM12 236H14V234L12 235ZM155 236H156V238H155ZM160 236V237H159ZM178 236H179V238L181 239H179L178 238ZM212 236V235H211ZM229 236V235H228ZM65 237H67V236H65ZM64 237V238H65ZM79 237V236H78ZM91 237V236H90ZM140 237V236H139ZM164 237H165V235H164ZM167 237V236H166ZM165 237V238H166ZM169 237V236H168ZM237 237H240V236H238L237 235ZM248 237H250V236H248ZM1 238V237H0ZM164 238V239H165ZM227 238V237H226ZM14 239V238H13ZM38 239H37V241H38ZM75 239V238H74ZM162 239H163V237H162ZM235 239V238H234ZM19 240V239H18ZM66 240H68V239H66ZM77 240V239H76ZM75 240V241H76ZM142 240H143V238H142ZM190 240H192V241H190ZM1 241H3V240H1ZM4 241H6V240H4ZM3 241V242H4ZM79 241V240H78ZM118 241V240H117ZM163 241V240H162ZM188 241H190V244L191 245H189V243H188ZM218 241V240H217ZM244 241H246V240H244ZM2 242V243H3ZM103 242V241H102ZM101 242V243H102ZM143 242V241H142ZM231 242V241H230ZM248 242V241H247ZM1 242H0V244H2ZM34 243V245H32ZM80 243V242H79ZM109 243V242H108ZM122 243V242H121ZM150 243H149V246H150ZM7 244H9V243H7ZM99 244V243H98ZM122 244V245H123ZM231 244V243H230ZM239 244H241V243H239ZM5 244L3 243V246H4ZM22 245V246H23ZM101 245V244H100ZM121 245V244H120ZM122 245H121V247H122ZM180 245V244H179ZM229 245V244H228ZM234 245H235V243H234ZM244 245V244H243ZM247 245V244H246ZM2 246V247H3ZM27 246V245H26ZM25 246V247H26ZM109 246V245H108ZM117 246V245H116ZM223 246H225V245H223ZM236 246V245H235ZM24 247V248H25ZM99 247V246H98ZM110 247H112V246H110ZM114 247H115V245H114ZM118 247V246H117ZM156 247V246H155ZM222 247V246H221ZM5 248V249H6ZM236 248V247H235ZM69 249V248H68ZM106 249V248H105ZM119 250H120V247L118 248ZM153 249H154V247H153ZM240 249V248H239ZM73 250V249H72ZM108 250H111V249H108ZM107 250V251H108ZM121 250H122V248H121ZM179 250V251H180ZM235 250V249H234ZM26 251V250H25ZM89 251H90V248H89ZM106 251V250H105ZM116 250H114L113 249V254L114 253H116V254H118L117 252H121V251H116ZM135 251V252H136ZM173 251V250H172ZM178 251V252H179ZM232 251V250H231ZM239 251V250H238ZM23 252V251H22ZM27 252V251H26ZM199 252L201 253H204V255H201V254H199ZM83 253V252H82ZM87 253V252H86ZM101 253V252H100ZM122 253H124V252H121V254ZM129 253V252H128ZM133 253V252H132ZM180 253V252H179ZM178 253V254H179ZM240 253V252H239ZM252 253H253V255H252ZM27 254H29V252L27 253ZM88 254V253H87ZM90 254V253H89ZM92 254V253H91ZM95 254V253H94ZM104 254H106V253H104ZM103 254V255H104ZM111 254H112V252H111ZM175 254H177V253H175ZM243 254V255H244ZM26 255V254H25ZM24 255V256H25ZM42 255V254H41ZM72 255V254H71ZM107 255V254H106ZM124 255V254H123ZM125 255H127V254H125ZM134 255H135V253H134ZM171 255L173 256V254H170V257H171ZM181 255V254H180ZM199 255H201L200 257H199ZM229 255V254H228ZM241 255V254H240ZM240 255H239V257H240ZM73 256V255H72ZM82 256V255H81ZM114 256V255H113ZM112 255L110 256V257H113ZM116 256V255H115ZM128 256V255H127ZM136 256V255H135ZM158 256V255H157ZM176 256V255H175ZM185 256V255H184ZM185 256V257H186ZM252 256V257H251ZM254 256V257H253ZM4 257V258H3ZM41 257V256H40ZM42 257H44L43 255H42ZM47 256H45V258H46ZM49 257H47L48 259H49ZM76 257V256H75ZM84 257V256H83ZM104 257V256H103ZM105 257H107V256H105ZM123 257V256H122ZM130 257V256H129ZM128 257V258H129ZM155 257V256H154ZM233 257L235 258H237L238 260H236V259H233ZM89 258V257H88ZM109 258V257H108ZM114 258H116V257H114ZM117 258H118V256H117ZM124 258V257H123ZM133 258H134V256H133ZM142 258V259H143ZM148 258H149V256H148ZM147 258V259H148ZM165 258V257H164ZM173 259H175L174 258V256L172 257ZM37 259V260H36ZM96 259V258H95ZM125 259H127V258H125ZM132 258H129V260H131ZM141 259V258H140ZM159 259V258H158ZM167 259H168V256H167ZM177 259V258H176ZM205 259V258H204ZM46 260V259H45ZM74 260V261H73ZM106 260H107V258H106ZM106 260H105V263H106ZM120 260V259H119ZM134 260V259H133ZM132 260V261H133ZM145 260H146V258H145ZM161 260H163V259H161ZM40 261V260H39ZM47 261H49V260H47ZM79 260H77L76 261V263L78 262ZM83 261V260H82ZM82 261L80 260V262L82 263ZM104 261V260H103ZM121 261V260H120ZM150 261V260H149ZM149 261H148V263H149ZM158 261V260H157ZM175 261V260H174ZM206 261V260H205ZM50 262V261H49ZM80 262H78L77 264H80ZM94 261H91V262H87V263H85V261H84V263L83 264H95V263H93ZM101 262H102V260H101ZM108 262V261H107ZM126 262H127V260H126ZM145 262V261H144ZM200 262V263H199ZM203 262V261H202ZM207 262V261H206ZM75 263V264H76ZM100 263V262H99ZM104 263V264H105ZM112 263V262H111ZM164 263V262H163ZM204 263V262H203ZM38 264H39V262H38ZM128 264V263H127ZM174 264H176V263H174ZM207 264V263H206Z\"/></svg>","mask_w":264,"mask_h":264},{"label":"rangeland","instance_id":"374dc122","mask_svg":"<svg viewBox=\"0 0 264 264\" xmlns=\"http://www.w3.org/2000/svg\"><path fill=\"white\" fill-rule=\"evenodd\" d=\"M6 2V1H8L7 2V4L9 3H11L10 1H12V3H14L15 5H17L16 3H18V2H20L19 0H1L0 2H1V5L3 4V6H4V3L3 2ZM14 1V2H13ZM27 2V5L29 6V9L31 8L32 9V7H30V5H32L34 8L32 9V13H33V11H34V13H36V11H40L41 13H43L45 16H44V19H43V15H41V13L39 14V13H37L38 15H39V17H37V18H40V16H42V19H43V21H47L48 20V18H49V20H51L53 17V19H52V21L56 18L57 19V17H58V19L56 20H54V21H56V23L55 22H53L54 24H52V21H51V23L49 24L50 25V27L48 28L47 27V30L48 29H50V30H45L46 29V27H45V24L44 23H41L40 21H38L39 19H34V17H32V13H28V15H30L31 14V17L34 19V21L32 22V18H30L31 20H29V18H27L26 20H25V22H24V18H26V16H27V12H29L30 10H28V11H26L28 8L26 7L27 5H26V2ZM23 0L21 3H23V4H21V3H18V5L16 6V7H14V8H16V10L15 11H17V12H19L20 14L23 12V13H25V11H26V16H25V14H24V18L21 16V15H19V13H18V15H17V13L16 12H14L13 11V14H14V16L12 15V13H10L14 8H13V4H12V6H11V4H10V6H9V4L7 5L6 4V6H4L5 8H2L1 7V9H0V19H2V21H3V23H1L0 24V33H1V35H0V52H1V54H0V68L2 69V71L0 70V76L2 77V74L4 73H6L5 74V76H4V74H3V77L2 78H0V82H5L4 84L3 83H0V101H2L3 99V102H4V105L6 106V105H8L9 104V106H4V110H5V112L6 111H8L7 112V114H9L8 115V117L10 116V119L12 120V118H13V120L12 121H14V119H18V120H16V121H14L15 123H16V125H17V127H18V125H19V127L17 128V130H13V128L11 129V130H13V132L12 131H8V130H5L4 128L2 129V127L0 128L1 129V131H0V145H2V144H6V143H9V147H10V149H9V151L10 150H12V153H16L17 152V150H19L20 148H21V146H24V145H28L29 147H28V149H30V150H28V153L30 154V156L32 157H38L41 161L43 160L44 162V164H45V166H47V169L48 170H46V172H45V176L44 175H42V174H44V172L42 171V176H44L43 178L41 177V178H39V179H41V181L37 184H33V185H24L23 186V190L20 188V190L18 191L16 188H15V186H17V184H16V182L18 181L17 179H15V178H12V170H13V168H5L6 169V171L8 170L10 173H8V175H6L4 178H2L3 176H1L0 175V188H2V189H0V242L2 243L4 240H6V241H4L3 243L5 244L4 246H3V243L2 244H0V257H1V254H2V256H4L3 254H5L6 252H5V250L6 251H8L7 250V248H8V246L10 247V246H14V247H16L17 249L16 250H18V251H20L21 252V254H23V257L24 258H28L32 253H31V251H34V248H35V246L41 241V240H39V239H41L42 238V233L47 229H50L49 231H50V233H51V236H53V238L55 237L56 238V236H58V234L60 235V234H67V235H64L63 236V239H65L64 240V243H65V246H66V249H67V252L70 254V256H71V258H73L74 260H79L78 262H80V260L82 261V263L80 262V264H83L84 263V261H85V263H87V262H91V261H94L93 263H95V264H104L105 263V260H106V258H107V260H106V263L105 264H174V263H176L177 264V262L176 261H178V258H180V256H181V258L180 259H182L183 257L184 258H187V253H189V251H186V249H184V250H182V253H181V250H180V247H181V243L180 242H178V240H177V237L175 236V235H177L178 233H179V235H181L180 234V232L177 230V234H175L176 233V231H175V227L174 228H172L171 227V225H173V223H171V225H169V224H165V226L167 227V229L165 230V229H163V228H166L165 226H164V224L163 223H161L162 225H163V228H162V230L161 231H163V230H165L164 232H161V233H159V235L160 234H162L163 233V239H162V237H160L159 239H155V241H158V240H160V241H158V242H153V239H152V241H151V243H150V246H149V243H148V245H147V248H148V252H147V254H146V256H145V258H146V260H145V258H143L144 256L141 254V253H139L138 252V254H137V251L135 250V249H129V248H126V245L125 244H128V242L129 241H127V240H129V239H131V238H133V236H129V235H131V231L132 232H135V237H136V239H137V242H138V245H143V244H145V240H146V238H144L146 235H145V233H146V231L144 232V230H145V227L144 228H142V230H140V228L141 227H143V225H141L142 223L143 224H145L144 222L145 221H142V220H144V219H139V218H145L144 216H146L150 211H152V209L154 208V200H153V198L151 199L150 197H151V195L148 193H144L143 195H141L138 199H137V204H136V207L137 208H130L129 207V210H128V216H130L131 217V219L132 220H130V217H129V220L130 221H126V222H128V224H125L126 222L125 221H123V219L121 218V220H119L120 218H118L117 216H108L107 218H106V216H105V218H104V220L103 219H101L100 220V218H103L104 217V215H105V213H106V209L107 210H109L110 208H112L114 205H112V203L113 204H115V205H118L119 204V206H120V201H119V199L121 198V197H123L124 195L123 194H126L125 193V191H127V187H125V185H124V183L122 182V180H117L116 179V182H115V179L113 180H111L109 177L110 176H107V174H102L101 175V177L99 178H96L95 179V181H92V183H91V178H92V175L94 174V171H91V172H87V173H85L84 174V176H80V180H79V182H82V184H81V191L82 192H86V191H88V190H90L91 191V189H94V190H96L97 191V193L95 194V199L93 198V197H91L90 199H89V201H88V203L89 204H92L93 202H94V204H92V205H94V211L95 212H97L96 211V209L98 210L99 208V212L98 213H96L97 215H98V217L99 218H97V215L95 214L94 216V219L95 218H97L98 220H96L95 219V221H90L91 222V225H89L90 224V222H87V223H82V222H80V225H78V226H76V228L74 229H69V230H64L65 228H63V225L61 226V223H60V221L58 222V221H56L57 220V217L56 216H58V215H56L57 213H56V211H52V214L54 215V222L53 221H51V223H54V224H51L50 222L48 223L47 221H45L44 220V213L42 212V211H40L39 212V214H37V215H35L34 214V212H35V210H34V208H35V204H34V200H36V198H38L39 196L40 197H42V195H44V194H47L48 192H49V189L48 188H50V185H51V188H58L59 187V185H62L61 184V182L63 181V179L65 178V172L67 171V169H69L70 167L68 166V168H67V166H65V167H63V165L62 166H58V165H56L55 163L57 162L56 160H58V159H60V160H62L63 158H62V156L65 158V157H67V155L66 154H62L61 153V151L59 150V148L62 146V138H60V135H55L54 133H52L51 131H49V129H47V126H49V124H52V122H59L60 121V118H61V121H62V114H56V115H41L40 116V118L38 117L37 119L33 116V114H32V112L34 111V110H39L41 113H44V111H46V110H51L52 109V107L54 108V107H56L57 105H58V102L60 103L61 102V99L62 100H64L63 98H65V97H67L68 98V96L67 95H74V97L73 96H71V97H73V98H77V99H75V100H77V101H80L79 99H81V101L79 102V103H81V104H83L84 106H85V108H87V109H89V108H94L95 106V108L94 109H96L97 107H98V110H103V109H106L107 108V105H110V104H108V102H110V103H115V99L117 98V97H120V92L118 91V89H119V87H120V89H121V83L122 82H125V79H126V83H128L129 82V84H130V86L132 85V84H134V85H132V86H136V88H130L131 90H134V92H132V95L131 96H128V97H120L119 98V100L121 101V99L123 100V101H119L120 102V104H119V102L117 101L118 100V98L116 99V102H117V108L119 109V106H120V108L122 109H119L120 111H123V114H124V116L125 117H131L132 116V114L130 113V111H127V112H125L126 110H129V108H130V106H127L126 107V104H128V101H129V98L130 97H132V96H136L135 98H139V96H141V98H144V99H146V96H147V98L151 95L152 97L155 95H157L156 97H158L159 95V98L160 99H162V100H165L166 102L168 101H170V100H172L171 102H167V104H169L170 105V103L173 105V101H177L176 103H174V104H176L174 107H177L180 103H179V100H180V102L182 101V97L184 96H186V95H188V93H190L189 91H187L188 89H191V87H192V89L190 90L191 92H193L195 89L197 90V91H195L194 92V94L196 93V92H199V95H200V90H203L202 92L206 95V96H208V97H210L211 95H214L213 93L215 92V90H212V91H214L213 93H212V91H210L211 92V94H209V91H206L208 88H209V85H211L210 87L211 88H215V89H217L220 85V81L222 80V79H224V78H226L227 77V79L228 80H233V81H238V79H239V77H240V75H238L240 72H242V73H240L241 74V76L243 75V77H246V76H244L245 74L243 73V72H245L246 71V68L247 67H252L253 66V68H251L252 69V71H257L256 70V68L258 69V68H260L262 65H264L263 64V60H264V36H263V34H260V35H262V37L261 36H259L260 37V40H262V42L260 41V42H258V40L257 41H255L254 39H257V38H254V36L255 37H258V36H256V35H254L253 33H254V31H253V29H252V27L250 28V30L247 32V39H248V37L250 38L251 36H252V38H254L253 39V41H252V43H254L253 45H255V47L257 46V45H259V47L260 48H263V49H256L255 51H254V55L253 54H249V53H246V54H248V55H251L250 57H247V55L246 54H243L242 56H244V55H246L245 57H242V60H241V58L239 57H237V58H235L234 56H232V55H229V54H226V58H225V60H224V62H221L220 61V63L219 64H223V65H219V67H214V66H212L211 68L213 69V68H215V69H213V70H210L211 68H209V70L207 69L209 66L207 65V63L204 61V59L203 60H201V58L200 57H203V56H200V55H202V54H208L207 52H211L212 54L214 53L213 51H215V50H213V48L214 49H217L216 51H215V54L216 53H218V51H219V47L221 48V46L224 44V40H222V37L223 36H221V35H223L224 34V32H222V31H219V30H221V29H223L224 27H221V26H224L225 24V27H227L228 26V24H229V21L228 20H231V19H229V18H231V15L227 12V10L226 9H228V8H226V7H228V4H227V6H226V3H225V1L223 2V0H219V1H214L213 2V4H216V5H213V6H211V7H208L209 9L210 8H212L211 9V13H213L214 11V9H215V7H217L218 5L217 4H219L220 3V6H218V8L217 9H215V12H216V10H218L219 11V13H221V14H217V12H216V14L218 15H216V17H217V19H214V16H215V12H214V15L212 16L211 15V13H210V15H207V16H205V17H209V16H212V18L215 20V21H213V19L212 18H210L209 17V20H207V18H205L204 17V15L202 16V17H204L205 19V21H210V22H208V24L210 23L211 24V22L213 21V23L210 25V26H208V24H206V22H204V21H202L203 20V18L201 19V24H206V26L205 25H203L204 27H203V29L205 28H211V30H210V28L208 29H206V30H208V31H204V32H208V34L207 35H209V36H207V35H205V37L207 36V37H209V38H207L206 37V39L208 40V42H209V45H210V47H208L207 46V48L206 49H204V48H200V47H202L201 45L199 46V41H198V37H196L197 36V32H196V27L194 26L195 24V21L194 22H190V23H192V25L190 26V27H192V28H188V26H185V30H192L193 29V27H194V29L191 31V32H193V33H189V35H190V38H193L194 40H193V42H196V41H198V44H195V43H193L190 47L191 48H189V51H186V53L187 52H189L188 53V55L189 54H192V56H193V58H194V60H192V62L190 63V67H198V65H199V69H201L202 68V71H204V72H201V73H204L203 75L200 73V75L198 74L200 71H198L199 69L197 68L196 70L198 71H195L193 68H190L189 66V68L187 67V69H185V67H180V69L178 68V70H176L177 69V65H175L174 63H173V61H172V63H171V67L170 66H166V60L165 59H162L163 60V62H165L166 64H165V67H166V69H165V67H163V63H161V65L159 64L160 62L159 61H161L162 62V60H160L159 58V60H157L156 59V61H154L153 59L154 58H152V60H150V59H147V58H144L145 57V55H144V53L142 52V51H140V52H137V51H135L134 53H136L135 54V56L133 55L134 53H132V52H127V53H129V54H127L126 53V51H128L129 49H127V50H124V52H125V54H127V56L129 55H132V56H130L131 57V63L129 64V65H127V67H126V64H125V67L123 66V63H120L119 61L121 60L122 61V57L124 56V55H122V57H121V55H120V60L118 61V59L116 58V57H111L112 56V52L110 51L111 49L110 48H108L109 46L108 45H106V49H103V46H105V45H101V47L102 48H100V45L99 44H95V47H93L94 46V44L93 43H89V41L85 38V36H87L88 34L86 33V29L90 32V29L91 28H89V27H91V26H89L88 27V25H89V21L90 20H93V18H94V15H92L93 14V12H91L90 11V8H89V10H88V6H89V3H87L88 1L87 0H85V2H84V0H81V1H83L84 3H85V5L87 6V9H86V6L84 5V3H82L81 1H80V3L78 2V3H75L76 5H73L72 4V2H74V1H72L71 2V4L73 5V7L74 6H76L74 9H76L77 7L79 8V9H76V10H78V13H79V11H80V8H81V10H83V9H86V11L85 10H83V11H85V12H87V10H88V12L89 13H87L89 16H87V14H86V16L87 17H84V18H88V22H87V24L88 25H85V23L83 22V21H87V19H83L82 17H83V15L84 14H82V12L83 11H80V13H81V15H82V17H79V16H81L80 15V13H79V16L77 17V15H78V13L76 14V10H74V11H76L75 13L73 12H71V9H72V5H70L69 3V1L68 0H64V4L61 2V0H59V2H58V0H56V1H53V0ZM30 1H32V2H30ZM63 1V0H62ZM76 2L78 1V0H75ZM87 1V2H86ZM132 1H134V0H132ZM149 1V2H148ZM157 1V0H156ZM221 1H222V3H221ZM30 2V4H28ZM49 2V3H48ZM52 2V3H51ZM56 2V3H55ZM66 2H69L68 4L66 3ZM135 3L137 2H147L148 4L151 2L152 3V0H144V1H138V0H135L134 1ZM153 2H155V0L153 1ZM227 2V1H226ZM48 3V4H47ZM58 3V4H57ZM60 3H62V4H60ZM66 3V4H65ZM141 3V4H142ZM150 3V4H151ZM199 3V2H198ZM224 3H225V6H222V5H224ZM35 4V5H34ZM45 4V5H44ZM49 4H51L50 6H49ZM56 4V5H55ZM81 5V6H77V5ZM140 4V5H141ZM144 4V3H143ZM146 4V3H145ZM149 4V5H150ZM27 8H25L24 6ZM43 5V6H42ZM63 5V6H62ZM68 5H70V6H68ZM84 5V6H83ZM139 5V4H138ZM19 6V7H18ZM40 6V7H39ZM62 6V8L64 7V6H66L67 7V11L66 10H63L62 8L60 9V7ZM20 7H22L21 9H20ZM66 7H64L65 9H66ZM221 7V8H220ZM7 8L9 9V10H11L10 12H9V10H7ZM17 8H18V10H17ZM24 8L26 9L25 11H23L24 10ZM42 8V9H41ZM208 8H207V10H208ZM214 8V9H213ZM6 10V11H8V12H4V11H1V10ZM19 9L21 10V11H19ZM44 9V10H43ZM57 9V10H56ZM70 9V10H69ZM222 9V10H221ZM223 9H225V10H223ZM36 10V11H35ZM48 10V11H47ZM51 10V11H50ZM63 10V11H62ZM180 10H181V12L184 14L185 12H183V10L180 8ZM206 10V9H205ZM205 10L203 11V13L205 14H207V12H205ZM64 11H66V12H64ZM72 11H73V9H72ZM209 11V10H208ZM221 11H223V12H221ZM60 12V13H59ZM70 14H69V13ZM210 12V11H209ZM208 12V13H209ZM226 12H227V14H228V17H227V14H226ZM16 13V14H15ZM22 13V14H23ZM67 14V15H63V14ZM84 13V12H83ZM202 13V12H201ZM224 13V14H223ZM8 16H7V15ZM11 14V15H10ZM48 14H49V16H48ZM56 14V15H55ZM69 14V15H68ZM72 14V15H71ZM226 14V15H225ZM2 15V16H1ZM15 15H17V16H19V18L16 16L15 17ZM38 15H33V16H38ZM61 15V16H60ZM92 15V17L89 19V17ZM221 16V18H224V20H222L221 22H220V20H219V18H220V16ZM3 16H4V18H3ZM12 16V17H11ZM22 18H21V17ZM70 18H69V17ZM85 16V15H84ZM222 16H224V17H222ZM15 17V18H14ZM28 17H30V16H28ZM46 17H48V18H46ZM75 17V18H74ZM165 17H167V16H165ZM164 17V20L166 19ZM215 17V18H216ZM11 18H13V19H11ZM17 18H18V20H17ZM45 18H46V20H45ZM62 18V19H61ZM64 18V19H63ZM72 18V19H71ZM188 18H191L190 16L188 17ZM187 18V22H188V19ZM225 18H226V20L228 21V22H225ZM20 19V20H19ZM67 19V20H66ZM70 19V20H69ZM82 19H83V21H82ZM8 20V21H7ZM13 20H15V21H13ZM35 20H36V23H40V26L42 25V26H44L43 28L42 27H38L39 26V23L38 24H36L35 23ZM40 20H41V18H40ZM75 20V21H74ZM194 19H192L191 21H193ZM1 21V22H2ZM23 21V22H22ZM29 21H31V22H29ZM172 21V20H171ZM190 21V20H189ZM217 21V22H216ZM4 22H8L7 24L6 23H4ZM13 23V26H16V27H18L19 26V28H20V30L21 29H23V34H22V36L23 35H25V36H29L30 38H28V39H30V40H32L33 39V41H32V43L31 42H29L30 40H28L27 39V42L26 41H24V42H22V43H24V44H22L21 43V41H23V40H25L27 37H24V39L22 38V36L19 38V39H14V38H8L7 39V37H8V35L7 34H5V32L7 31V29H6V31L5 30H2V29H5L4 27H6L9 23ZM28 22V23H27ZM48 22H50V21H47V24H48ZM57 22H58V24H59V22H61L60 24V26L62 27V28H60L58 25H57ZM65 22V23H64ZM215 22H216V25H215ZM219 22H220V24H219ZM224 22V24H222ZM11 23V24H12ZM24 23V24H23ZM35 23V25H33ZM46 23V22H45ZM80 25V26H82V27H80L78 24ZM80 23H82V24H80ZM172 23V22H171ZM190 23L188 22V24L190 25ZM15 24V25H14ZM29 24V26H27ZM44 24V25H43ZM55 25L56 24V26L58 27V29H60L59 31L57 30V32H55L56 31V28H55V26L53 27L52 25ZM68 24V25H67ZM70 24V25H69ZM76 24V25H75ZM83 24L85 25V26H87L86 27V29H84L83 30V28H84V26H83ZM217 24H218V26L220 25V27H219V29H218V26H217ZM3 25V26H2ZM6 25V26H5ZM31 25V26H30ZM73 25V26H72ZM3 28H2V27ZM22 26V27H21ZM26 26V27H25ZM32 26L35 28H32ZM52 26V27H51ZM72 26V27H71ZM215 27L214 28V30H213V28L212 27ZM37 27V28H36ZM64 27V28H63ZM67 27V28H66ZM78 27V28H77ZM2 28V29H1ZM39 28V29H38ZM45 28V29H44ZM55 28V29H54ZM30 29V30H29ZM52 29V30H51ZM55 31H54V30ZM218 29V31H216ZM225 29V28H224ZM25 30H27V31H25ZM29 30V31H28ZM39 32H38V31ZM45 32H44V31ZM67 30H68V32H67ZM69 30L71 31V32H69ZM81 30H83L82 32H81ZM215 31V32H213V31ZM5 31V32H4ZM22 31V30H21ZM50 31V32H49ZM52 31V32H51ZM78 31V32H77ZM211 31V32H210ZM27 32V33H26ZM29 32H31L30 34L31 35H29ZM41 32V33H40ZM44 32V33H43ZM48 32V33H47ZM67 32V33H66ZM74 32H76V33H74ZM85 32V33H84ZM88 32V33H89ZM217 32V33H216ZM218 32H221V33H223V34H220V33H218ZM7 33V32H6ZM54 35H53V34ZM57 33V34H56ZM67 34L66 36H64L63 34ZM70 33V34H69ZM75 34V35H73V34ZM83 33V34H82ZM195 33V34H194ZM209 33H211V34H209ZM213 33H214V35H213ZM252 33V34H251ZM4 34V35H3ZM72 34V35H71ZM79 34V35H78ZM82 34V35H81ZM206 34V33H205ZM216 34V35H215ZM217 34H219L220 35V37L219 36H217ZM250 34V36H248ZM5 35H7V36H5ZM32 35H34V36H32ZM37 35H39V36H37ZM50 35V36H49ZM193 35H195V36H193ZM1 36H3V37H1ZM49 36V37H48ZM71 36H73V37H71ZM192 36V37H191ZM212 38H211V37ZM214 36V37H213ZM32 37H35V38H32ZM39 37V38H38ZM57 39L58 37H59V39H55V38ZM68 37V38H67ZM195 37V38H194ZM215 37H216V39H215ZM219 39H218V38ZM22 38V40H20ZM37 38V39H36ZM66 38H67V41H66ZM79 38V39H78ZM82 38V39H81ZM84 38V39H83ZM197 38V39H196ZM43 41H42V40ZM53 39H55V40H53ZM69 39H71V40H69ZM74 39H75V41H74ZM85 39H86V41H85ZM209 39L211 40V42L209 41ZM214 39V40H213ZM224 39V38H223ZM15 40H17V41H15ZM41 40V41H40ZM46 40V41H45ZM63 42V40H65L64 42H63V44H62V42ZM72 40H73V42H72ZM85 42H84V41ZM196 40V41H195ZM11 41V42H10ZM13 41H15V42H13ZM36 41V42H35ZM44 41H45V43H44ZM52 41V42H51ZM57 41V42H56ZM59 41V42H58ZM69 41H71V42H69ZM10 42V43H9ZM21 43V44H19V43ZM49 42V43H48ZM78 42V43H77ZM256 42H257V44H256ZM3 43V44H2ZM5 43V44H4ZM17 44V48L15 47V45ZM29 43V44H28ZM39 43V44H38ZM44 43V44H43ZM48 43V44H47ZM55 43H57V44H55ZM68 43V44H67ZM88 43V44H87ZM132 43V42H131ZM197 43V42H196ZM219 43V44H218ZM261 43V44H260ZM9 44H10V46H9ZM11 44H12V46H11ZM31 44V45H30ZM36 46H35V45ZM49 44H51V45H49ZM55 44V45H54ZM61 44V45H60ZM66 44H67V46H66ZM72 44V45H71ZM83 44H84V46H83ZM87 44V45H86ZM133 44V43H132ZM217 44H218V46H217ZM222 44V45H221ZM33 45V46H32ZM48 45V46H47ZM53 45V47L55 48H53V47H51ZM71 47H69V46ZM79 47H78V46ZM86 45V46H85ZM93 45V46H92ZM96 45H97V47H98V50H97V47H96ZM194 45H196V46H194ZM213 45V46H212ZM261 45V46H260ZM21 46V47H20ZM57 46V47H56ZM60 46V47H59ZM63 46V47H62ZM66 46V47H65ZM89 46V47H88ZM91 46V47H90ZM212 46V47H211ZM7 47H9V48H7ZM11 47H12V49H11ZM13 47L14 48H16V50L15 51H13L12 52V50H13ZM48 47V48H47ZM73 47H75L76 48V50H75V48H73ZM88 49V51L87 50H85L86 48ZM93 47V49H91ZM193 47V48H192ZM198 47V48H197ZM258 47V46H257ZM258 47V48H259ZM6 48V49H5ZM56 48H58V49H56ZM63 48L65 49V50H63ZM73 48V49H72ZM78 48H81L80 49V52L78 51L79 49ZM94 48H95V50H97V52L96 53H98V55H93V53L95 52H93V50H94ZM100 48V49H99ZM107 48H108V50H107ZM195 48V49H194ZM9 49V50H8ZM50 51H49V50ZM54 49V50H53ZM61 49V50H60ZM89 49H91V50H89ZM110 49V50H109ZM191 49V50H190ZM196 51V52H194V50ZM200 49V50H199ZM204 49V50H203ZM208 49V50H207ZM209 49H212L211 51L209 50ZM3 50V51H2ZM58 50V51H57ZM60 50V51H59ZM72 50V51H71ZM83 50V51H82ZM104 50H105V52H106V50L108 51V52H106V53H103L104 52ZM199 50V51H198ZM203 50V51H202ZM206 50V51H205ZM8 51H10V52H8ZM28 51V52H27ZM34 51V52H33ZM36 51V52H35ZM37 51H38V54H37ZM39 51H41L40 53H39ZM45 51V52H44ZM63 51H64V53L65 54H67V57H66V55L63 53ZM67 51H69V53H70V58L68 57V53H66ZM100 51H102V55H104V54H107V55H104V56H107L105 59L102 57V55L100 56V54L101 53H99ZM111 53H110V52ZM19 53V55H18V53ZM33 52V53H32ZM58 52V55L56 54V53ZM77 52V53H76ZM86 52H87V54H86ZM91 52V53H90ZM198 52V53H197ZM203 52H205V53H203ZM257 52V53H256ZM258 52H260V54L258 53ZM49 53V54H48ZM51 53V54H50ZM55 53V54H54ZM61 53H63L64 54V56H63V54H62V56H61V58H60V54ZM85 53V54H84ZM111 54V56H109L110 54ZM200 53V54H199ZM9 54V55H8ZM12 54V56H10ZM27 54H28V56H27ZM90 54V55H89ZM197 54H198V56H197ZM23 55V56H22ZM32 55V56H31ZM51 55V56H50ZM53 55V56H52ZM75 55V56H74ZM78 55V56H77ZM139 55V56H138ZM195 55H196V57H197V59H196V61H195ZM252 55H253V57H252ZM14 56H16V57H14ZM24 56H25V58H24ZM50 56V57H49ZM76 57V58H81V59H76V58H74V57ZM81 56V57H80ZM127 56H126V58H127ZM128 56V57H129ZM134 56V57H133ZM187 56V55H186ZM229 56H230V58H229ZM231 56H232V58H231ZM256 56V57H255ZM259 56V57H258ZM5 59H3V58ZM13 57V58H12ZM30 57V58H29ZM42 57V60L40 59ZM63 57H66V58H64L65 60L66 59H70L69 61H65L64 62V60H63ZM83 57V58H82ZM87 57V58H86ZM93 57V58H92ZM100 57V58H99ZM104 59H102V58ZM111 57V58H110ZM137 57V58H136ZM233 57H234V60H233ZM262 57H263V59H262ZM12 58V59H11ZM24 58V59H23ZM34 58V59H33ZM43 58H44V60H43ZM46 58V59H45ZM54 58V59H53ZM74 58V59H73ZM111 60V59H113V60H111L112 62H108V60L109 59ZM132 58H135L137 61L138 60H140V61H138V62H136V60L134 59H132ZM140 58V59H139ZM142 58V59H141ZM244 58V59H243ZM253 58V59H252ZM256 58V59H255ZM260 58V59H259ZM31 59H32V61H31ZM108 59V60H107ZM117 59V60H116ZM145 59V60H144ZM146 59H147V61L151 64V63H155V64H151V65H154L155 67H157V68H160V66H162L163 67V70H162V68H160V69H157V68H155V69H152L151 70V68H154V66L153 67H151V65L149 64V63H147V66H146V63H145V65H143L144 63V61H146ZM229 59H231L230 61H229ZM250 59V60H249ZM6 60H7V64H6ZM14 60V61H13ZM28 60V61H27ZM38 60V61H37ZM45 60H47V61H45ZM51 62H50V61ZM72 60V61H71ZM75 60V61H74ZM76 60H77V63H76ZM84 60H87V61H84ZM106 60V61H105ZM114 60H116V61H118V62H115ZM144 60V61H143ZM199 60V61H198ZM245 60H246V62H245ZM254 60V61H253ZM11 61V62H10ZM13 61V62H12ZM18 61V62H17ZM70 61H71V63H70ZM81 63H80V62ZM92 61V62H91ZM94 61V62H93ZM96 61H97V63H96ZM106 63H105V62ZM114 61V62H113ZM142 61V62H141ZM150 61H152V62H150ZM169 63L171 62V61H169V60H167ZM219 61V60H218ZM217 61V62H218ZM229 61V62H228ZM236 61V62H235ZM252 61H253V65L251 64L252 63ZM256 61V62H255ZM260 61H263V62H260ZM5 62V63H4ZM9 62V63H8ZM22 62V63H21ZM41 62V63H40ZM49 62V63H48ZM66 62H68V67L66 66L67 65V63ZM79 62V63H78ZM83 62H85V64L83 63ZM87 62V63H86ZM88 62H90V65H89V63ZM100 62V63H99ZM132 62H133V64H132ZM141 62V63H140ZM216 62V63H217ZM228 62V63H227ZM232 62V63H231ZM260 63L259 65L257 64V63ZM13 63V64H12ZM15 63H16V65H15ZM21 63V64H20ZM31 63V64H30ZM34 65H33V64ZM35 63H36V65H35ZM38 63H39V65H38ZM51 63V64H50ZM58 63V64H57ZM64 63H66V64H64ZM69 63H70V65H69ZM73 63H74V65H73ZM108 63V64H107ZM112 63H114V64H112ZM119 65H118V64ZM137 63V64H136ZM140 63V64H139ZM168 63V65H170ZM249 63L251 64V66H249ZM2 64V65H1ZM6 64V65H5ZM12 64V65H11ZM25 64V65H24ZM59 65V66H61L62 64V66H63V68L65 67V70L66 71H68V72H70L71 74H74V75H71L70 73H69V76L66 78V79H68V80H65V78H64V76L62 77L61 75L63 74L64 75V73H62V74H60L59 72H61V71H63V70H60L59 72L57 71V68L59 69V66H57V65ZM76 64L78 65V66H76ZM84 64V65H83ZM91 64H93V65H91ZM106 66H104V65ZM112 64V65H111ZM117 64V65H116ZM120 64H122V68L121 67H119L120 66ZM133 65L132 66V68H131V70H129L130 69V65ZM149 64V65H148ZM157 64V65H156ZM159 64V65H158ZM173 64H174V66H173ZM193 64H194V66H193ZM206 64V65H205ZM208 64H210V63H208ZM218 64V63H217ZM232 64V65H231ZM244 64V65H243ZM254 64H255V66H254ZM262 64V65H261ZM10 65V66H9ZM31 65V66H30ZM32 65H33V68H31L32 67ZM45 65V66H44ZM54 65H55V67H57L56 69H54V72L52 71L53 70V68H52V66L54 67ZM87 65H88V67L89 68H91V69H89L88 67H87ZM94 65H96V66H94ZM99 65H101V66H99ZM136 65V67H134ZM139 65H140V67H139ZM202 65V66H201ZM258 65V66H257ZM15 66V67H14ZM16 66H17V68H16ZM22 66V67H21ZM35 66H36V68H35ZM40 66V67H39ZM42 66V67H41ZM48 66V67H47ZM62 66H61V68H62ZM70 66V67H69ZM94 66V67H93ZM129 66V67H128ZM143 66H144V68H143ZM148 66H150V67H148ZM173 66V67H172ZM222 66H224V67H222ZM3 67V68H2ZM13 67V68H12ZM31 68L32 69V71L30 72V69H28V68ZM44 67H46V69L44 68ZM78 67H80V68H78ZM98 67H100V69L98 68ZM104 67H105V69H104ZM109 67L110 68H112V70H110L109 69ZM139 67V68H138ZM146 67H148V68H146ZM201 67V68H200ZM241 67V68H240ZM256 67V68H255ZM50 68V69H49ZM69 68V69H68ZM84 68H85V70H84ZM89 69V70H92L91 72H89V70H87V69ZM120 68H121V70H123V72L120 70ZM124 68H126V69H124ZM128 68V69H127ZM135 68V69H134ZM173 69L174 71H172L171 69ZM176 68V69H175ZM183 70H182V69ZM221 68V69H220ZM236 68V69H235ZM240 68V69H239ZM10 69V70H9ZM17 69V70H16ZM25 69V70H24ZM68 69V70H67ZM95 69V70H94ZM102 69V70H101ZM115 69V70H114ZM120 71H119V70ZM137 69H139L140 71H141V73L143 72V71H145V72H147L148 73V75H149V81L147 80V78L145 79H143L142 80V77H140L138 74L140 73V72H138L137 74H135L136 72H137ZM141 69H143V70H141ZM159 70V71H157V70ZM164 69H165V72H164ZM168 69H170L172 72H173V74H171L172 72H170V70H168ZM189 69V70H188ZM192 70V72H191V70ZM219 69V70H218ZM223 69L225 70V71H223ZM234 69V70H233ZM239 69V70H238ZM243 69V70H242ZM253 69H255V70H253ZM9 70V71H8ZM24 70V71H23ZM28 70H29V72H28ZM34 70V71H33ZM40 70V71H39ZM45 70H46V72H45ZM56 70V71H55ZM106 70V71H105ZM127 70V71H126ZM147 70V71H146ZM154 73H151V75H150V72L151 71ZM157 71V73L161 76L160 77V79H159V81L161 82V81H163V80H165L164 82H165V85H163L164 84V82H163V84H162V82L159 84V81L157 82L156 81V79L157 78H155V77H157V74L155 75V73H156V71ZM167 70V71H166ZM209 71V72H211V71H214V74H213V72H211L212 73V76H211V73H209V72H207V71ZM218 70V71H217ZM221 70V71H220ZM237 70H238V72H237ZM259 70V69H258ZM7 71V72H6ZM18 73H17V72ZM26 71V72H25ZM39 71V72H38ZM72 71V72H71ZM76 71H79V73H76ZM83 71V72H82ZM86 71V72H85ZM88 71V72H87ZM97 71V72H96ZM101 71V72H100ZM127 73H126V72ZM149 71V72H148ZM162 73H161V72ZM176 71H177V74H178V72H179V74H178V77H175V76H177V74H176ZM181 71H184V73L183 72H181ZM186 71V72H185ZM189 71H190V73H189ZM217 71V72H216ZM12 72V73H11ZM22 72V73H21ZM43 72H44V74H43ZM50 72H52V75H51V73ZM59 73L58 74V79L57 78H52V77H50V76H57V73ZM75 72V73H74ZM82 72V73H81ZM99 72V73H98ZM111 73V75H113V76H111V75H109L110 73ZM121 72V73H120ZM131 72H132V74H131ZM170 72V73H169ZM182 74H184V75H182ZM197 72V73H196ZM220 73L223 77H221L220 76V78H222V79H219L218 77H217V74L216 73ZM225 72V73H224ZM227 72V73H226ZM234 72H237L236 74L238 75V77H237V75L236 74H234ZM2 73V74H1ZM8 73V74H7ZM14 73V74H13ZM21 73V74H20ZM46 73V74H45ZM47 73H50V74H47ZM54 73V74H53ZM91 73V74H90ZM103 73V74H102ZM114 73V74H113ZM116 73V74H115ZM118 73H120V74H118ZM129 73V74H128ZM165 73V74H164ZM169 74V75H167V74ZM192 73V74H191ZM207 73V74H206ZM229 73L231 74V73H233V74H231V75H229ZM253 73V72H252ZM11 74V75H10ZM30 74V75H29ZM68 74V73H67ZM79 76V80H78V77H77V75ZM88 74H89V76H88ZM109 76H111L110 78H112V77H116L117 75V77L118 78H122V80H121V82H120V80L118 81V78L116 79L115 78V80L113 81L112 79H107V77H108V75ZM162 74H163V76H162ZM173 75V76H171V75ZM194 74V75H193ZM196 74V75H195ZM199 76H198V75ZM205 74L206 75H208V77L209 78H207V77H205ZM220 74H218V76L220 75ZM32 75V76H31ZM36 75H38V76H36ZM47 75V76H46ZM76 75V76H75ZM81 75V76H80ZM84 75V76H83ZM92 75H94V76H92ZM96 75V76H95ZM99 75V76H98ZM107 75V76H106ZM127 75V76H126ZM166 75V76H165ZM201 75H202V77H201ZM210 75V76H209ZM213 75H215V77L213 76ZM233 75H236V76H234L233 77ZM10 76V77H9ZM41 76V77H40ZM60 76H61V78H60ZM70 76L73 78H70ZM74 76V77H73ZM85 76H87V77H85ZM102 76V77H101ZM105 76V77H104ZM134 78H133V77ZM152 76V77H151ZM168 76L169 77H173V78H168ZM229 76H231L230 77V79L228 78ZM11 77H12V79H11ZM20 77V78H19ZM23 79H22V78ZM32 77V78H31ZM36 77V78H35ZM38 77V78H37ZM44 77V78H43ZM77 77V78H76ZM89 77H90V79H89ZM94 77V78H93ZM99 77H101V78H99ZM125 77V78H124ZM150 77H151V79H150ZM182 77V78H181ZM238 79H237V78ZM254 77H256V76H254ZM253 77V78H254ZM17 78H19L18 79V81H15ZM69 78H70V80H69ZM74 78H75V80H76V84H74V85H76L75 87H77V88H75L74 89V92L73 91H70V89H69V87L68 86H66L67 84H71V85H73V82H75V81H73L72 82V80H74ZM88 78V79H87ZM106 78V79H105ZM109 78V77H108ZM124 78V79H123ZM141 78V79H140ZM161 78H163V80L161 79ZM165 78V79H164ZM168 78V79H167ZM177 79V81H178V78L181 80V82L180 81H176L175 80V82L173 81L174 79ZM183 78H185V80L183 79ZM202 78V79H201ZM213 78H216L217 80H214ZM232 78V79H231ZM235 80H234V79ZM241 79H242V77H240ZM247 78V77H246ZM252 78V79H253ZM9 79V80H8ZM26 79V80H25ZM34 79V80H33ZM43 79V80H42ZM55 81H54V80ZM62 79H64V80H62ZM72 79V80H71ZM82 79V80H81ZM94 81H93V80ZM96 79L98 80V81H96ZM114 79V78H113ZM205 79H207V80H205ZM227 79H224V80H226V81H228ZM241 79H239V82H233V81H228V82H231V84H232V82L233 83H235V85L233 86V85H231L232 87L230 88L229 87V90L228 89H226L227 91H229L230 92V90H231V95L230 94H228L229 92H224V93H222L223 91L222 90H224V89H220L222 92H220V90H219V93H215V94H219L220 96H222V97H219V95H218V98H222L221 100L220 99H217V101L218 100H220V101H218L219 102V107L218 106H216L215 105V98L212 100L213 102H212V104H211V109H210V113H207L208 115V118H207V116H205L206 118H205V123L203 124L201 121H203L204 122V117H200V116H194V115H192L191 114V112L190 111H188L186 108H182L183 110H187L188 111V113H186L185 111L184 112H182V114H183V116H184V118L185 119H183L184 121H188V122H190V123H193V126H192V124H190V123H186L185 122V125L183 126L184 128L183 129H185L186 131H188V135L189 136H186V134H187V132H186V134H184L185 135V137H182L183 138V140H181L180 139V141H178L179 142V144H177L178 142L177 141H175V142H173V144H171L169 147H171V149L170 148H168L167 149V151H166V154H165V156L164 157H162V159H160L159 161L163 164L164 162H165V164L167 163V164H169V165H173V167L174 168H176L175 167V165L177 166V168H179V167H181V169L184 171V168H185V171H187V172H190V174H192L193 173V175L196 173V170L198 169V170H200L199 168L200 167H198L197 165H191V167L193 168V170H195V172H193L192 171V169L191 170H189L190 169V164H192V162H190L191 161V158L188 160V158L191 156V154H192V156L193 155H196V154H198V157L200 158L201 157V159H205L204 161H205V165H207V164H209V162L211 161L212 163H210V167L209 166H205L206 167V169L207 168H209L208 169V171H206V169H205V171L204 172H208V173H206V175L208 176V177H206L207 179L209 178H220V183H219V189L221 190V192H220V190H218V192H220V195H221V197H223V195H224V197L225 196H227V195H232L231 194V191H232V193L234 194V193H238L237 195L236 194H234V196L236 197V198H238V202H239V208H238V210L237 209H234V208H232L231 209V207H230V204H227L228 202L227 201H225L226 202V206L224 205V208H218V210H217V208L214 210V211H211V210H209V212L206 210V211H204L205 209H203L202 210V208H200L201 209V211H200V209L199 208H192V210L194 209V210H196L197 209V211H200V212H198V213H200V214H198L197 213V211H196V213H197V219H196V216L194 215V214H196L195 213V211L193 212V216L192 215H190L191 217H193V219H194V216H195V219L198 221V215H208V217H205V219H207V224H210V223H212L211 225H213L214 226V228L215 229H218L219 228V230H221L220 232H219V230H217V231H213V233H214V238H211V237H213V234H211L212 233V231L211 232H208V234L210 235H208L209 236V238H210V240H215V238H216V243H218V245H219V247L221 248V251H223V253L225 254V255H227V256H230V254L231 255H233V256H237L238 257V259L235 257H233V259H236V260H238L239 262H241V263H243V261H244V259H242L241 258V256L243 257V258H247L246 257V255L244 254L245 252H243V251H241V249L242 248H244V246H246L245 248H247V246H249L250 244H251V241H250V239H252V237H259V234L261 235L262 234V236H260V238H262L263 236H264V225H261L262 223H261V218L259 217V216H262V214H264L263 212V207H264V203H263V201H261L259 198L261 197H259V193L264 197V193H263V191H264V189H263V187H264V181H263V183H259L258 181H259V179H256V174L257 173H260V169L258 168V172H256V171H254L253 172V170L252 169H254V165H252L253 166V168L251 169V165L249 164V163H247L245 160V162L243 163V161H242V159L240 158V156H238L239 154H235L236 152L238 153V151L236 150V151H233V148H234V146L236 145V144H240V141L242 142V139H243V133L245 134V131H242V129H243V125H242V123L243 122H241V121H247L248 119H249V121H248V123L249 122H251V120H253L251 123H255V121L257 122V123H259V124H264L262 121H264V97H263V95H261L259 98H257V100H256V104H257V101H259L261 98V101H259L258 103V105H257V109H259L260 108V106H261V108L259 109L260 111H258V113L257 112H254V111H252L253 109H250L251 107L249 106L250 104H248L247 103V105L245 104V107L243 106V108H242V104H244V102H247L248 100H249V98H248V95H246V96H243V93H244V91H243V89L246 87V84L248 83V80L247 79H245V78H243V82L241 81ZM13 80V81H12ZM22 82H21V81ZM24 80V81H23ZM57 80V81H56ZM87 80H90V81H88L87 82ZM101 82H100V81ZM108 80H109V82L111 81L112 83L113 82H115V84H116V82L119 84V87H118V84H114L115 86H117V88L116 87H114L113 86V84L110 82V84H112V85H110L109 84V82H108ZM144 80H146V81H144ZM168 80H170V81H168ZM184 80V82H183V87L181 86V83H182V81ZM244 80H245V84H244ZM254 80H256V81H254ZM13 83H12V82ZM19 81H20V83H19ZM32 81H34V82H32ZM42 81H44V83L42 82ZM45 81H47V82H45ZM54 81V82H53ZM58 81H61V82H58ZM69 81H71V83L69 82ZM78 81V82H77ZM92 81V82H91ZM107 81V82H106ZM139 81V82H138ZM167 81V82H166ZM171 81H173L172 83H171ZM188 82V83H186V82ZM198 81V82H197ZM211 81V82H210ZM215 81H217V82H215ZM219 81V82H218ZM253 81L257 84V86H259V84H260V79H258V77H256L255 79H253ZM10 84H9V83ZM29 82V83H28ZM55 82H57V83H55ZM91 82V83H90ZM106 82V83H105ZM133 82V83H132ZM151 82H153V83H155V85H153V83L151 84ZM170 82V83H169ZM240 82H242V84L240 83ZM28 83V84H27ZM36 83V85H34ZM41 83H43L46 87H43L44 85L43 84H41ZM46 83V84H45ZM59 83V84H58ZM78 83V84H77ZM79 83H81L80 85H79ZM105 83V84H104ZM138 85H137V84ZM159 84V85H157V84ZM167 83V84H166ZM168 83H169V85H168ZM178 83H179V85L181 86V88H179V89H177L178 87H180V86H178ZM216 83H218L217 85H216ZM250 83V82H249ZM247 84V88L249 87L250 88V84H252L253 82H251L250 84ZM254 83V84H255ZM33 84V85H32ZM55 84V85H54ZM60 84H64V86L63 85H60ZM66 84V85H65ZM124 84V83H123ZM122 84V85H123ZM129 84H126L125 85V90L126 89H129ZM243 84L245 85V86H243ZM253 84V85H254ZM256 84L253 86V88H255V86H256ZM29 85V86H28ZM43 85V86H42ZM80 87H79V86ZM90 85V86H89ZM95 85V86H94ZM97 85V86H96ZM98 85H100L99 87H98ZM106 85V86H105ZM127 85H128V88H126L127 87ZM141 85V86H140ZM159 86L160 87V89H162V90H160L159 89V87H157V86ZM166 85H167V87H170V88H167L166 87ZM175 85H177L176 87H175ZM187 85V86H186ZM188 85H191V86H188ZM213 85V86H212ZM237 85H238V87H237ZM241 85V86H240ZM8 88H7V87ZM11 86V87H10ZM22 86V87H21ZM28 86V87H27ZM52 86V87H51ZM66 86V87H65ZM83 86V87H82ZM109 87V89H108V87ZM148 86V87H147ZM164 86V87H163ZM174 86V87H173ZM184 86H185V88H184ZM206 86H208L207 88H206ZM215 86H217V87H215ZM252 86H251V90L253 89L252 88ZM21 87V88H20ZM25 87V88H24ZM31 87V88H30ZM48 87H51V88H48ZM57 87V88H56ZM79 87V88H78ZM101 87H103V88H101ZM138 87V88H137ZM146 87V88H145ZM152 87V88H151ZM193 87H195L194 89H193ZM196 87H198V88H196ZM235 87V88H234ZM5 88V89H4ZM7 88V89H6ZM12 88V89H11ZM16 88V89H15ZM33 88H35L34 90L36 91H34L33 90ZM40 88V89H39ZM65 88V89H64ZM68 88V89H67ZM81 88H82V91H77V90H81ZM91 90H90V89ZM105 88V89H104ZM107 88V89H106ZM113 88V90H111V89ZM116 88V89H115ZM123 88V87H122ZM124 88H123V90H124ZM142 88V89H141ZM155 90H154V89ZM157 88V89H156ZM164 88V89H163ZM187 88V89H186ZM236 88H237V90H236ZM257 88V87H256ZM14 89V90H13ZM21 89V91L23 90V92H25V93H23V92H21V91H18V90H20ZM38 91H37V90ZM49 89H51V90H49ZM59 89V90H58ZM87 91H86V90ZM95 89H97V90H95ZM100 89V90H99ZM119 89V90H120ZM137 89H140V90H137ZM146 89V90H145ZM148 89V90H147ZM169 89H170V91H169ZM176 89V90H175ZM181 89V90H180ZM186 90V92H185V90ZM2 90V91H1ZM17 90V91H16ZM28 90V91H27ZM49 90V91H48ZM62 90V91H61ZM66 90V92L65 93H67V94H64V92L63 91H65ZM85 90V91H84ZM95 90V91H94ZM122 90V89H121ZM136 90V91H135ZM144 90H145V92H144ZM151 90V91H150ZM168 90V91H167ZM173 90H174V92L179 96V94L180 93H182V94H180V96L181 97H179V98H181V99H179L178 100V98H177V95H175V93L173 92ZM236 90V91H235ZM242 90V91H241ZM255 90V89H254ZM4 91H5V94H4ZM10 93H9V92ZM16 93H15V92ZM42 93H44L43 95H44V98H45V106H44V103H42L41 102V104H39L40 102V97H41V92ZM51 91L53 92V93H51ZM77 91V92H76ZM93 91L94 92H96V93H93ZM110 91H114V92H110ZM148 91H150V94H148ZM167 92V93H165V92ZM179 91V92H178ZM180 91H184V92H180ZM9 93V94H7V93ZM13 92V93H12ZM19 92H20V94H19ZM32 92V94H30ZM34 92V93H33ZM55 92V93H54ZM76 92V93H75ZM81 92V93H80ZM101 92V93H100ZM104 92V93H103ZM108 92V93H107ZM110 92V93H109ZM115 92H116V94H115ZM136 92V93H135ZM138 92V93H137ZM145 94H144V93ZM151 92H152V94H151ZM172 92H173V94L175 95V99H174V95L172 94ZM216 92H218L217 90H216ZM241 92V93H240ZM250 93L252 92V91H249ZM18 93V94H17ZM28 93V94H27ZM39 93V94H38ZM51 93V94H50ZM80 93V94H79ZM90 93V94H89ZM113 93H114V95H116V97H115V99H114V97H113V99H110V98H112L111 96H113ZM141 93V94H140ZM156 93V94H155ZM161 93V94H160ZM163 93V94H162ZM165 93V94H164ZM184 93V94H183ZM222 93V94H221ZM4 94V95H3ZM45 94H47V95H45ZM60 96H59V95ZM84 94H86V95H84ZM100 94V95H99ZM108 94V95H107ZM136 94V95H135ZM142 94H143V96H142ZM170 94V95H169ZM228 94V95H227ZM246 94V93H245ZM2 95V96H1ZM8 95V96H7ZM12 95V96H11ZM16 95H17V97H16ZM28 95V96H27ZM36 95V96H35ZM90 95V96H89ZM109 95H111L110 96V98L108 97ZM146 95V96H145ZM169 95V96H168ZM171 95H173V96H171ZM198 95V93H196L195 94V96H197ZM224 95H227V97L225 96L224 97ZM235 95V96H234ZM240 97H239V96ZM6 96H7V98H6ZM13 96H14V98H13ZM19 96H22V97H20L19 98ZM31 96V97H30ZM36 98H35V97ZM39 96V97H38ZM57 98H56V97ZM65 96V97H64ZM76 96V97H75ZM94 96V97H93ZM95 96H98V97H95ZM150 96V97H151ZM171 96V97H170ZM232 96V97H231ZM242 96V97H241ZM16 97V98H15ZM28 97H29V99H28ZM48 97H50V98H48ZM70 97V98H71ZM148 98V100H150L151 98ZM156 97H153L151 100H153V99H155ZM168 99H167V98ZM183 97V98H184ZM215 97H217V95H215ZM236 97V98H235ZM6 98V99H5ZM10 98V99H9ZM19 98V99H18ZM59 98H61L60 99V101H58V99ZM67 98H65V99H67ZM94 98H96V99H94ZM100 98L102 99V100H100ZM106 98V99H105ZM127 98V99H126ZM234 98V99H233ZM244 98H247L246 100L247 101H244L245 99ZM2 99V100H1ZM15 99V100H14ZM24 99H26V100H24ZM38 99V100H37ZM40 99V100H39ZM48 99L50 100V101H48ZM53 99V100H52ZM57 100L56 101V103H55V100ZM94 99V100H93ZM131 99V98H130ZM158 99V98H157ZM167 99V100H166ZM174 99V100H173ZM177 99V100H176ZM191 99V98H190ZM190 99H188L189 101H191ZM224 99V100H223ZM5 100H6V102H5ZM14 100V101H13ZM23 100V101H22ZM108 100V101H107ZM109 100H111V101H109ZM125 100V101H124ZM127 100V101H126ZM187 100V101H188ZM192 100H193V98H192ZM230 100V101H229ZM235 100V101H234ZM240 100V101H239ZM7 101H9V102H7ZM13 101V102H12ZM33 101L35 102V103H33ZM89 101V102H88ZM94 101V102H93ZM98 101H100V102H98ZM102 101H107V104H105V102H103V104H102ZM216 101V103H218ZM225 101V102H224ZM232 101H234V102H232ZM242 101V102H241ZM24 102V103H23ZM38 104H37V103ZM51 102V103H50ZM85 102H87L86 104H85ZM229 102V103H228ZM230 102H232V103H230ZM241 104H240V103ZM5 103H7V104H5ZM27 103V104H26ZM53 103V104H52ZM99 103V104H102V105H100V106H98L97 104ZM126 103V104H125ZM31 104H34L33 106H32V108H30L31 106ZM90 104V105H89ZM93 104H95L94 105V107H91V106H93ZM125 104V105H124ZM221 104L222 105H224V106H226V105H230L231 106V108H230V106L228 107H222L221 106ZM261 104V105H260ZM38 105V106H37ZM41 105H43V106H41ZM119 105V106H118ZM215 105V106H214ZM237 105V106H236ZM240 105V106H239ZM260 105V106H259ZM27 106V107H26ZM43 107V108H41V107ZM47 106H49V107H47ZM83 106V107H84ZM88 106V107H87ZM103 106V107H102ZM125 108H124V107ZM215 108H214V107ZM233 106V107H232ZM240 108H242L241 110H243V111H241V113H240V111H239V107ZM262 106H263V110H262ZM15 107V108H14ZM28 107H29V109L31 110H29L28 109ZM34 107V108H33ZM51 107V108H50ZM99 107H101V108H99ZM145 107L147 108V106L145 105ZM148 107H149V109L148 110H151L152 112L150 113V116L152 115L153 117L155 116V114H152V113H155V112H153V110L152 109H150L151 107L148 105ZM179 107V106H178ZM181 107V106H180ZM180 107L177 109L178 111H180L181 109H180ZM221 107V108H220ZM238 107V108H237ZM247 107H250V108H248L247 109ZM9 108V109H8ZM46 110H45V109ZM145 108V109H146ZM214 109V111H215V113L214 114H216V116H218L219 117V114H221V113H223V115L221 114L220 115V117L219 118H221V120L218 118V117H215V116H213V109ZM217 108H218V112H219V114H218V112L216 111L217 110ZM237 108V109H236ZM248 110V113H249V109H250V111H252V112H250L249 114L247 113V110ZM12 109V110H11ZM147 109H146V112H147ZM220 109H221V111H220ZM222 109H224L225 111H226V113H224L225 111H222ZM227 109H229V110H227ZM232 109V110H231ZM30 112H29V111ZM125 110V111H124ZM189 110H190V108H189ZM213 112H212V111ZM235 110V111H234ZM246 110V113L244 112ZM10 111V112H9ZM28 111V112H27ZM238 111V112H237ZM181 112V111H180ZM209 112V111H208ZM212 112V113H211ZM229 112V113H228ZM231 112V113H230ZM233 112V113H232ZM235 112V113H234ZM243 112V113H242ZM255 114H254V113ZM262 112V113H261ZM23 113V114H22ZM184 113H186L190 118H191V121H190V118H188V116L186 117L185 116V114ZM253 113V114H252ZM257 113V114H256ZM19 114V115H18ZM29 114H32V115H30V116H28ZM211 114H212V116H211ZM228 115V117L227 116H225V115ZM233 114V115H232ZM253 116H252V115ZM147 115H148V113H147ZM231 115V116H230ZM237 115V116H236ZM243 117H242V116ZM249 115H251V116H249ZM12 116V117H11ZM24 116H25V118H24ZM51 116V117H50ZM58 116V117H57ZM149 116V117H150ZM151 116V117H152ZM210 116H211V119H210V121L211 120H213L214 119V117H215V119L217 118L218 120L216 121L215 119V121H216V123L215 124H219V122H220V124H221V122H222V120H223V118L224 117H226V118H224V121L227 119V120H229L230 118H232L230 121H232L231 123H233L234 122V120H235V122H234V124H230L229 122L227 123V121H226V125L228 126H226L225 127V124H224V121L222 122V124L220 125H218L217 124V126L214 124H212L213 126H216V127H211V125H209V122H208V120H209V118H210ZM222 116H224L223 118H222ZM235 117V119L233 120V118ZM256 116L259 118H256ZM261 116V117H260ZM150 117V118H151ZM241 117V118H240ZM247 118V120H246V118ZM250 117V118H249ZM257 119V120H255V118ZM34 118V119H33ZM45 118V119H44ZM56 118H59V119H56ZM155 118V117H154ZM187 118V119H186ZM213 118V119H212ZM229 118V119H228ZM253 118V119H252ZM262 118H263V120H262ZM32 119V120H31ZM42 119V120H41ZM47 119H49V120H51V121H49V120H47ZM56 119V120H55ZM152 119V118H151ZM198 119V121H199V123L201 124V126H203V127H201L200 125H199V123L196 121ZM203 119V120H202ZM239 120V119H242V120H239V123H237L238 121L237 120ZM21 120V121H20ZM25 120H27L26 122L27 123H25L24 121ZM29 120V121H28ZM38 120H40L39 122H38ZM179 120V119H178ZM178 120H177V122H178ZM193 120V121H192ZM23 121V122H22ZM31 121V122H30ZM33 121V122H32ZM34 121H36V122H34ZM60 121V122H61ZM194 121L196 122L195 124H194ZM215 121H212L211 123H214ZM237 121V122H236ZM260 121V122H259ZM43 122V123H42ZM141 122V121H140ZM241 122V123H240ZM19 123V124H18ZM24 123H25V125H24ZM32 123V126H35V123H39L40 125H42V126H44V123H45V125H47L46 127H43V128H39V130H37V131H33L32 129H30V128H28V127H26L27 125H30ZM42 123V124H41ZM48 123V124H47ZM142 123V122H141ZM210 123V124H211ZM238 124V129H237V127H236V125ZM247 123V122H246ZM247 123V125H248V127L251 129V126H252V124L250 123V124H248ZM256 123V124H257ZM188 126H187V125ZM206 124V125H205ZM209 126H208V125ZM224 124V125H223ZM236 124V125H235ZM240 124H241V126H240ZM190 125V126H189ZM194 125H197V127L196 126H194ZM205 125V126H204ZM233 125V127H231ZM235 125V126H234ZM246 125V126H247ZM150 127H151V125H149ZM177 126V125H176ZM182 125H180V126H177L178 127V130H180V129H182V127H181ZM193 127V129H192V127ZM198 126H200V127H198ZM230 126V127H229ZM112 127V126H111ZM139 127H141V126H138V127H136L137 129L139 128ZM177 127H173L172 129L173 130H177L176 128ZM179 127H180V129H179ZM188 127H190V128H188ZM205 127V128H204ZM207 127H209V129H212V130H209ZM234 127H235V129H234ZM242 127V129H240V128ZM248 127H245V129H246V132H247V128ZM45 128V129H44ZM102 128V127H101ZM101 128L100 129H98L99 131H100V133H98L99 131H94V130H91V128H90V130H89V127H87V126H84V127H80V131L81 132H83V131H85V133L87 132V130H88V132H87V136L89 137H91L90 138V140L88 141V143L90 142V144H88V143H85V145H84V149L85 150H90L91 148H93L94 146H95V144H97V143H99L100 141H101V139L99 140L98 138H94V137H92V136H98L99 134H102L103 132H102V130H101ZM220 128V130H222V131H220V130H218ZM222 128V129H221ZM230 128V129H229ZM10 129V128H9ZM104 129V128H103ZM108 129L110 130V127H108ZM107 128H106V130L105 131H109ZM113 128H111V130H112ZM190 129V130H189ZM200 129V130H199ZM208 129V130H207ZM237 129V130H236ZM3 130V131H2ZM5 130V131H4ZM177 130V131H178ZM184 130V131H185ZM194 130V132H193V134H191L192 133V131ZM203 130V131H202ZM226 130V131H225ZM230 130V131H229ZM232 130V131H231ZM241 130V131H240ZM40 131L42 132V133H40ZM43 131H46V132H44L43 133ZM91 131L94 133H96V135H95V133L92 135L91 134ZM201 131V132H200ZM207 131V132H206ZM208 131H210V132H208ZM215 131V132H214ZM220 131V132H219ZM233 131H234V133H233ZM249 131V130H248ZM4 132V133H3ZM8 132V133H7ZM190 132V133H189ZM197 132V133H196ZM201 134H203V135H201ZM217 132V133H216ZM227 132H229V133H227ZM237 132V133H236ZM239 132H241L240 134H239ZM243 132V133H242ZM22 133V134H21ZM47 133V134H46ZM84 133V134H85ZM154 133V132H153ZM153 133H151V131H148V133H145V134H139V136H138V138L136 139V140H139V139H141V138H143L142 136L144 135V139H146V137H147V139L148 138H150L151 136L150 135H152ZM221 133V134H220ZM2 134V135H1ZM5 134V135H4ZM13 134V135H12ZM19 134V135H18ZM21 134V135H20ZM24 134H25V136H24ZM42 134V135H41ZM44 134V135H43ZM88 134H90V135H88ZM98 134V135H97ZM191 134V135H190ZM196 135V137H195V135ZM198 134L200 135V136H198ZM206 134V135H205ZM207 134H209V135H207ZM229 134V135H228ZM235 134V135H234ZM237 134V135H236ZM8 136V137H5V136ZM18 135V136H17ZM142 135V136H141ZM149 135V136H148ZM222 135V136H221ZM228 135V136H227ZM232 135H233V137H232ZM11 136V138H12V136L14 137V138H12V140H11V138H9ZM19 136H21V137H19ZM27 136V137H26ZM40 136V137H39ZM55 136H59V137H55ZM217 136V137H216ZM224 136V137H223ZM230 136V137H229ZM234 136H236L235 138H234ZM240 136H241V140L240 141H238L237 139L239 138L240 139ZM6 138V139H3V138ZM219 137V138H218ZM220 137L223 139V142L226 144H224L223 142V144L220 142H218V141H222V140H220ZM30 139V141H29V139ZM184 138H186V139H184ZM187 138H189V139H187ZM201 138V139H200ZM203 138V139H202ZM204 138H205V140H204ZM211 138H213L212 140H211ZM230 138H232V141H235V140H237V142L238 143H236L235 145L233 144L234 142H232L231 141V139ZM234 138V139H233ZM23 139V140H22ZM46 140L47 142H48V147L46 148V149H40V148H36L37 146L35 145V144H37L39 141L41 142L42 140ZM192 139H194V140H192ZM208 139V140H207ZM229 139V141L227 142V140ZM16 140V141H15ZM21 140V141H20ZM25 140H27V142L25 141ZM192 140V141H191ZM218 140V141H217ZM16 143H15V142ZM17 141H19L18 143H17ZM185 141V142H184ZM207 141V142H206ZM10 142L11 143H14L13 144V146H11L12 144H10ZM26 142V143H25ZM177 142V143H176ZM190 142V143H189ZM202 142V143H201ZM25 143V144H24ZM93 143V144H92ZM185 145H184V144ZM192 143H194L195 145H193ZM216 143H219V145H217ZM229 143V144H228ZM231 143V144H230ZM19 144V145H18ZM23 144V145H22ZM33 144V145H32ZM60 144V145H59ZM91 144H92V146H91ZM174 144H177V145H174ZM181 144H183V146L181 145ZM188 144V145H187ZM207 144V145H206ZM212 144V145H211ZM222 144V145H221ZM233 144V145H232ZM88 147H87V146ZM209 145V146H208ZM233 146V148L231 149V147ZM20 148H19V147ZM164 146H165V144H164ZM174 146H178L177 148L176 147H174ZM187 146V147H186ZM200 146V147H199ZM213 146V147H212ZM217 146H218V148H217ZM227 146V147H226ZM229 146V147H228ZM240 146V145H239ZM8 147V148H9ZM14 147H17V148H14ZM158 147V146H157ZM156 147V148H157ZM168 147V146H167ZM175 148V150H174V148ZM184 149H183V148ZM194 147V148H193ZM212 147V148H211ZM220 147V148H219ZM238 147V146H237ZM34 148V149H33ZM53 148V149H52ZM58 148V149H57ZM181 148H182V151H183V153H184V155L183 156H180V155H182L183 153H182V151H181ZM189 148V149H188ZM193 149V151L192 150H190V149ZM196 148V149H195ZM210 148V149H209ZM213 148H215V149H213ZM219 150H217V149ZM3 149H6V148H3ZM2 149V150H3ZM33 149V150H32ZM200 149H201V151H200ZM228 149V150H227ZM236 149V147L234 148V150ZM152 150V149H151ZM172 150V151H171ZM174 150V151H173ZM178 150H180L179 152H177ZM185 150V151H184ZM189 152H191V153H189ZM200 151V152H198V151ZM14 151V152H13ZM29 151H31V153L29 152ZM154 151V150H153ZM208 151V152H207ZM209 151H213V153L211 154V152L209 153ZM150 152V153H149ZM148 152V154H152L151 153V151H149ZM173 152V153H172ZM175 152V153H174ZM195 152H197L196 154H195ZM205 152V153H204ZM217 152V153H216ZM218 152H220V153H218ZM227 152V153H226ZM38 153V154H37ZM59 153L62 155H59ZM188 155H187V154ZM209 153V154H208ZM58 154V155H57ZM147 154V155H148ZM154 154H156L155 152L153 153V155H149L148 156V158H152V159H154V158H156V156L157 155H154ZM171 154V155H170ZM199 154L201 155V156H199ZM204 154V155H203ZM206 154H208V155H206ZM219 154H222V155H219ZM235 154V155H234ZM177 157H176V156ZM178 155L180 156V158H178ZM211 155V156H210ZM224 155V158L222 157ZM53 156V157H52ZM170 156V158L168 159V157ZM175 156V157H174ZM185 156V157H184ZM191 156V157H192ZM197 156V155H196ZM203 156V157H202ZM205 156V157H204ZM207 156V157H206ZM1 157V156H0ZM44 157V158H43ZM158 157V156H157ZM213 157V158H212ZM216 157H218V158H216ZM42 158V159H41ZM50 158V159H49ZM163 158H164V160H163ZM166 158H167V161H166ZM183 160H182V159ZM206 158L208 159V160H210L208 163H207V161H206ZM223 158V159H222ZM227 158H229V159H227ZM24 159V158H20V160H19V158H17V160L15 159V161L18 163L19 161H22V160ZM47 159H49L48 161H47ZM53 159H56V160H53ZM157 159V158H156ZM187 160V162H186V160ZM214 159V160H213ZM216 159V160H215ZM218 159V160H217ZM219 159H221V161L219 160ZM234 159V160H233ZM0 160L2 161L3 160V158L1 157L0 158ZM19 160V161H18ZM53 160V161H52ZM162 160V161H161ZM172 160V161H171ZM177 160V161H176ZM224 160V161H223ZM230 160V161H229ZM14 161V162H15ZM47 161V162H46ZM55 161V162H54ZM179 161H183V163H184V161H185V163L186 164H188V162H189V166L187 167L186 166V164L184 163V164H182V162H179ZM227 161V162H226ZM241 161V162H240ZM15 162V163H16ZM169 162V163H168ZM215 162V163H214ZM221 164H220V163ZM237 162V163H236ZM47 163V164H46ZM50 163V164H49ZM54 163V164H53ZM101 164V161L99 160V162L97 161L96 162V165L98 164V166H100V164ZM171 163V164H170ZM219 163V164H218ZM223 163V164H222ZM240 163H242V164H240ZM58 164H60V163H58ZM179 164V165H178ZM243 164H245V165H243ZM246 164H248L249 166H250V169L249 168H247L248 167V165H246ZM31 165H33V163L32 164H30L29 166H31ZM71 165V168H73V166L74 165H72V164H70ZM102 165H103V162H102ZM101 165V166H102ZM185 165V166H184ZM214 165H216L215 167H216V169H215V167L213 168V166ZM224 167L225 169H223L222 170V167ZM227 165V166H226ZM55 166H56V168H55ZM76 166V165H75ZM179 166V167H178ZM183 166V167H182ZM202 166V165H201ZM234 168H233V167ZM204 167V168H205ZM218 167H221V168H218ZM232 167V168H231ZM242 167H245V169L244 168H242ZM256 167H258V166H256ZM255 167V168H256ZM53 168H54V170H53ZM228 168H229V170H228ZM239 168V169H238ZM10 169H12V170H10ZM49 169L51 170L50 172H49ZM187 169V170H186ZM212 169V171L213 170H215V171H213V173H215L217 170L219 171V175H217L216 173H215V175H217V176H215V175H210L211 173H212V171H210ZM240 169H242V170H240ZM179 170H180V168H179ZM225 170H227V172L225 171ZM236 170V171H235ZM254 170H257V168L256 169H254ZM3 171L5 172V170L3 169ZM209 171H210V173H209ZM222 173H221V172ZM226 173V174H224V172ZM231 171V172H230ZM245 171V172H244ZM249 171V172H248ZM3 172V173H4ZM192 172V173H191ZM239 173L240 175H243V176H238V174H237V176H236V173ZM246 172H248V173H246ZM256 172V173H255ZM251 173H253V175H254V173H255V175L253 176ZM0 174H1V172H0ZM53 174V175H52ZM55 174V175H54ZM223 174V175H222ZM234 174H235V176H234ZM245 174V175H244ZM49 175V176H48ZM106 175V176H105ZM192 175V176H193ZM229 175V176H228ZM248 175V176H247ZM260 175V174H259ZM47 176V177H46ZM55 176V177H54ZM224 176V177H223ZM250 176V178H247V177H249ZM252 176V177H251ZM257 176H258V174H257ZM261 176H263L262 174L259 176V177H261ZM53 177V179H51ZM105 177H107V179H108V181L110 180V182H107V184H105L106 182H105V180H107V179H104L103 180V178H105ZM226 177V178H225ZM231 177V178H230ZM237 177H241V178H245L244 180L247 182V181H249V179H251V178H253L252 180L255 182V181H257V182H253V181H249V186H248V184H246V185H243L244 184V182H242L243 181V179L241 180V178L239 179H237L236 180V178ZM56 178V179H55ZM59 178V179H58ZM102 178V179H101ZM226 179V181L224 182V180L223 179ZM258 178V177H257ZM10 179H15V180H11L9 183L10 184H6L5 182L6 181H8V180H10ZM39 179L37 180V181H39ZM99 179V180H98ZM248 179V180H247ZM260 179H262V180H264L263 178H260ZM17 180V181H16ZM71 179H66V182L64 183L65 185L64 186H67V187H73L74 186V180H71ZM90 180V181H89ZM102 182H101V181ZM221 180H223V181H221ZM231 180V181H230ZM232 180H233V182H234V184H233V182H232ZM239 180H240V182H239ZM104 181V182H103ZM261 181V180H260ZM45 184H44V183ZM97 182H98V184H97ZM253 184H252V183ZM14 183V184H13ZM60 183V184H59ZM101 183L103 184V188H102V185H101ZM115 183H119L118 185L117 184H115ZM223 184V186L225 187V188H223V186H222V184ZM232 183V184H231ZM238 183V184H237ZM248 183V182H247ZM252 185H251V184ZM259 183V184H258ZM16 184V185H15ZM47 184V185H46ZM49 184V185H48ZM53 184V185H52ZM66 184H68V185H66ZM95 184V185H94ZM100 184V185H99ZM120 184H122V185H120ZM232 186H234V187H232ZM263 184V185H262ZM35 185V186H34ZM58 187H57V186ZM98 185V186H97ZM106 185V186H105ZM107 185H108V188H107ZM113 185V186H112ZM230 187H229V186ZM260 185V186H259ZM3 186H6V188L5 187H3ZM47 186V187H46ZM49 186V187H48ZM55 186V187H54ZM85 188H84V187ZM222 186V187H221ZM227 186V187H226ZM238 186V187H237ZM255 186V187H254ZM27 187V188H26ZM29 187V188H28ZM106 187V188H105ZM124 187H125V189H124ZM221 187V188H220ZM229 187V188H228ZM252 187H253V189H254V191H253V189H252ZM3 188H5V189H3ZM8 188V189H7ZM13 188H15V189H13ZM84 188V189H83ZM101 188V189H100ZM109 188H111L112 189V191L109 189ZM123 189V190H121V189ZM235 190H234V189ZM243 189L244 191H242V189H241V192H243L242 194L244 195H241L240 193H239V191L237 192L236 190L237 189ZM28 189V190H27ZM108 189V190H107ZM225 189V190H224ZM229 189L231 190V191H229ZM246 189V190H245ZM17 192H16V191ZM48 190V191H47ZM110 190V191H109ZM229 191V192H228ZM235 191V192H234ZM247 191V192H246ZM257 191V192H256ZM5 192V193H4ZM104 192V193H103ZM224 192V193H223ZM247 194H246V193ZM250 192V193H249ZM2 193H4V194H2ZM223 195H222V194ZM227 193V194H226ZM229 193V194H228ZM7 194H9V195H7ZM50 194V193H49ZM219 194V193H218ZM217 194V195H218ZM36 195V196H35ZM113 195V196H112ZM150 195V196H149ZM220 195H218L219 197H220ZM247 195V196H246ZM256 195V196H255ZM11 196V197H10ZM20 196V197H19ZM115 196V197H114ZM146 196V197H145ZM233 196V195H232ZM240 196H243L244 198H242V199H240L241 197ZM8 197H10V198H8ZM101 197V198H100ZM144 197V198H143ZM251 197H253L254 198V200H251ZM256 197V198H255ZM263 197L261 198L262 200H264L263 199ZM22 198H24V199H22ZM28 200H27V199ZM142 198V199H141ZM248 198H250V200L251 201H254V202H252L251 203V201L248 199ZM252 198V199H253ZM17 199V200H16ZM26 199V200H25ZM31 199V200H30ZM34 199V200H33ZM39 199V198H38ZM93 199V200H92ZM103 199V200H102ZM144 199H145V201H144ZM7 200H9L10 202L11 201H13V202H11V204L13 205L14 203H17L18 205L20 204V202H23V203H25L26 201V204L25 205H22V206H19V208H18V212L19 213H17V214H14V215H10L8 212H7V210H5L6 208V206H7V202H8V204H10V202L9 201H7ZM33 200V201H32ZM106 200H108L107 202H106ZM151 200H152V202L154 203L152 206H153V208H152V206H151V204L152 203H150L151 202ZM176 200V201H175ZM178 200V198H174V202H175V204H177L179 201H177ZM250 201V203H249V201ZM255 200H257V201H255ZM7 201V202H6ZM96 201V202H95ZM98 201H99V203H98ZM106 203H105V202ZM138 201H140V202H138ZM30 204H29V203ZM31 202H33V203H31ZM102 202V203H101ZM244 204H242V203ZM248 202V203H247ZM256 202V204L254 205V206H252L254 203ZM87 203V204H88ZM99 205V206H97V204ZM104 203H105V205H104ZM143 203V204H142ZM6 204V205H5ZM29 204V205H28ZM148 206H147V205ZM180 204V205H179ZM246 204H247V206H246ZM251 204V206H249ZM263 204V205H262ZM14 205H16V204H14ZM32 205V206H31ZM102 205V206H101ZM103 205L104 206H108V207H103ZM127 205H131V204H127ZM179 205V206H178ZM183 205H185V204H183V202H179L177 205H175L177 208L175 209V207L174 206H172L170 209V212L171 213H173L174 214V212L176 211L177 213H175L174 215H180V213H181V211H180V206H182L181 208H185V213L183 214V210H182V213H181V215L182 216H189V214L192 212V210H191V207L189 206L188 208H189V210H187L186 209V206H183ZM54 205H52V207H53ZM96 206V207H95ZM103 208H101V207ZM141 206L143 207V208H141ZM145 206V207H144ZM198 206V205H197ZM228 206L230 207L229 209H228ZM246 206V207H245ZM257 206V207H256ZM140 207V208H139ZM199 207H201V205H199ZM225 207H226V209H225ZM243 207V208H242ZM262 207V208H261ZM4 208V209H3ZM106 208V209H105ZM109 208V209H108ZM146 210H145V209ZM172 208H174V209H172ZM32 209V210H31ZM221 211H220V210ZM261 209V210H260ZM3 210V211H2ZM31 210V211H30ZM148 210V211H147ZM150 210V211H149ZM177 210H179V214H178V211ZM230 210V211H229ZM232 210V211H231ZM234 210V211H233ZM236 210L238 211V212H236ZM244 210V211H243ZM249 210V211H248ZM251 210H253V211H251ZM255 210V211H254ZM259 210L261 211V212H259ZM23 211H24V213H23ZM32 211H33V213H32ZM140 211V212H139ZM187 211H190V213L189 212H187ZM204 211V212H203ZM219 211V212H218ZM228 211V212H227ZM243 211V212H242ZM263 211V212H262ZM23 213V214H21V213ZM100 212H102V213H100ZM129 212H131V213H129ZM142 212H143V214H144V212H147V213H145L144 215H140V214H142ZM169 212V211H168ZM167 212V213H168ZM225 212V213H224ZM230 212V213H229ZM232 212V213H231ZM233 212H234V215H233ZM241 213V215H240V213ZM258 212V213H257ZM3 213V214H2ZM9 215H8V214ZM56 213V214H55ZM103 213H104V215H103ZM140 213V214H139ZM187 213H189V214H187ZM206 213H208V214H206ZM209 213H211V216H209ZM216 213L219 215L220 213V215L219 216H217L216 215ZM252 215H251V214ZM258 215H257V214ZM42 214V215H41ZM100 214H102V216L100 215ZM130 214V215H129ZM212 214H215L214 216H216V218L212 215ZM235 214H236V216H235ZM240 215V216H238V215ZM243 214H244V216H243ZM25 215V216H24ZM33 215V216H32ZM34 215H35V217L37 218V216H38V218L36 219V218H34ZM180 215V216H181ZM232 215V216H231ZM257 215V216H256ZM5 216V217H4ZM10 216H12V217H10ZM15 216V218H13ZM19 216V217H18ZM22 216V217H21ZM32 216V217H31ZM201 216V217H202ZM214 217L215 218V220H216V222H215V220H213L214 218H209V217ZM223 216V221H225V222H227V221H229V220H231V221H229V222H227V223H223V221H220V220H222V218H219L218 219V217H222ZM230 216V217H229ZM31 217V218H30ZM133 217V218H132ZM138 217V218H137ZM199 218V222H203V220L205 221V219L202 217V218ZM250 219H249V218ZM23 218V219H22ZM25 218H27V220L25 219ZM208 218H209V222H208ZM226 218V219H225ZM34 219V220H33ZM93 219V220H94ZM107 219V220H106ZM116 219L118 220V221H116ZM136 219H138V223H139V225L136 227V229L135 228H131V224L133 223V222H135V220ZM194 219V220H195ZM212 219V220H211ZM217 219L219 220V222L217 221ZM248 221H247V220ZM258 219H259V221H258ZM32 221L33 222V231L34 232H38V233H40L39 235L40 236H38L37 238H36V240H35V243H36V245L35 246H33V248H31L30 247V245L28 246V244H25V245H23L24 243H23V241H22V238H20V236H19V233H18V230H20V229H24V228H26V224L25 223H27V222H29V221ZM35 220H37V221H35ZM106 220V221H105ZM112 221L111 223H110V221ZM141 220V221H140ZM200 220H202V221H200ZM233 220V221H232ZM251 220V221H250ZM96 221H97V223H96ZM108 221V222H107ZM119 221H121V223L119 222ZM142 222L141 224H140V222ZM210 221H212V222H210ZM235 221V222H234ZM237 221V222H236ZM242 221V222H241ZM257 221V222H256ZM39 222V223H38ZM47 222V223H46ZM94 222H95V224H94ZM118 222V223H117ZM214 222H215V224L217 223L218 224V226H220V224H222L223 225V227H216V225H214ZM220 222H222V223H220ZM234 222V224H235V226H233V223ZM239 222V223H238ZM246 222V223H245ZM247 222H248V224H247ZM251 222H253V227H249L252 223ZM255 222V223H254ZM41 223H43V224H41ZM46 223V224H45ZM60 223V224H59ZM81 223H82V225H81ZM89 223V224H88ZM93 223V224H92ZM99 223V224H98ZM106 223H108V224H106ZM120 223V224H119ZM204 223V225H206L205 224V222H203ZM236 223H238V225H236ZM240 223H241V226L243 225V228H244V230H246L247 228H245V227H249L248 229H250L249 230V233L252 235V233H253V228H254V231H256L257 232V229H258V236L257 235H255V234H257V233H253L255 236H251L247 231H248V229L246 230V231H244L243 230V228L241 227H239V225H240ZM245 223V224H244ZM50 224V225H49ZM84 224V225H83ZM88 224V225H87ZM229 224L231 225V227L229 226ZM49 225V226H48ZM94 225V226H93ZM128 225V226H127ZM133 225V224H132ZM147 224H145V226H146ZM211 225H206V227L208 226V228H209V226H211ZM224 225L226 226V227H228V229L226 228V227H224ZM11 226H12V228H14V229H12L11 228ZM19 226V227H18ZM21 226H23V227H21ZM34 226H35V228H34ZM53 226V227H52ZM83 226H84V228H83ZM87 226V227H86ZM91 226V227H90ZM93 226V227H92ZM98 226V227H97ZM140 226V227H139ZM169 226L172 228V230H174L175 232H174V235H173V233H172V231L169 229ZM245 226V227H244ZM256 228H255V227ZM39 227V228H38ZM46 227V228H45ZM50 227V228H49ZM52 227V228H51ZM91 228V231H89L90 230V228ZM147 227V226H146ZM232 228L233 230H229L230 228ZM233 227H235V229L236 228H238V229H236V230H243L244 232H241L240 233V231H236L235 230V232H234V228ZM6 228V229H5ZM8 228H9V230L12 232V230H14L12 233L11 232H9V230H8ZM96 228V229H95ZM129 228V230H127ZM220 228H222V229H220ZM224 228H226V230L224 229ZM263 228V229H262ZM17 229V230H16ZM52 229V230H51ZM54 229V230H53ZM63 229V230H62ZM77 229V230H76ZM144 229V230H143ZM171 231V233L172 234H170V232H168L169 230ZM211 229H213V227L211 226ZM224 229V230H223ZM44 230V231H43ZM86 230V231H85ZM168 230V231H167ZM261 230V231H260ZM7 233H6V232ZM53 231V232H52ZM55 231V232H54ZM63 231H65V233L63 232ZM75 231V232H74ZM166 231H167V233H166ZM17 234H16V233ZM87 232V233H86ZM216 232H219L221 235H223V232H224V236H223V238H221V239H218V236H215V234H216ZM222 232V233H221ZM230 232V233H229ZM240 234H239V233ZM247 233V235H246V233ZM261 232V233H260ZM55 233V234H54ZM77 233V234H76ZM137 233V234H136ZM165 233V234H164ZM229 233V234H228ZM243 233V234H242ZM245 233V234H244ZM4 234H5V236H4ZM14 234V236H12V235ZM168 234H170V235H168ZM238 236H240V237H237V235ZM145 235V236H144ZM164 235H165V237H164ZM212 235V236H211ZM229 235V236H228ZM4 236V237H3ZM65 236H67V237H65ZM79 236V237H78ZM91 236V237H90ZM140 236V237H139ZM169 236V237H168ZM248 236H250V237H248ZM65 237V238H64ZM131 237V238H130ZM227 237V238H226ZM14 238V239H13ZM39 238V239H38ZM75 238V239H74ZM142 238H143V240H142ZM155 238H156V236H155ZM165 238V239H164ZM178 238H179V236H178ZM235 238V239H234ZM19 239V240H18ZM37 239H38V241H37ZM66 239H68V240H66ZM77 239V240H76ZM145 239V240H144ZM180 239V238H179ZM264 239V237L262 238V240ZM1 240H3V241H1ZM76 240V241H75ZM79 240V241H78ZM118 240V241H117ZM163 240V241H162ZM181 240V239H180ZM218 240V241H217ZM244 240H246V241H244ZM103 241V242H102ZM143 241V242H142ZM190 241H192V240H190ZM190 241H188V243H189V245H191L190 244ZM231 241V242H230ZM248 241V242H247ZM264 241V240H263ZM80 242V243H79ZM102 242V243H101ZM109 242V243H108ZM122 242V243H121ZM124 242H126L125 244H123ZM7 243H9V244H7ZM99 243V244H98ZM231 243V244H230ZM234 243H235V245H234ZM239 243H241V244H239ZM39 244H41V245H43V241H41V243H39ZM38 244V245H39ZM101 244V245H100ZM122 245V247H121V245ZM180 244V245H179ZM229 244V245H228ZM244 244V245H243ZM247 244V245H246ZM23 245V246H22ZM27 245V246H26ZM32 245H34V243L32 244ZM109 245V246H108ZM114 245H115V247H114ZM118 247H117V246ZM223 245H225V246H223ZM3 246V247H2ZM26 246V247H25ZM99 246V247H98ZM110 246H112V247H110ZM156 246V247H155ZM222 246V247H221ZM7 247V248H6ZM25 247V248H24ZM120 247V250L118 249ZM153 247H154V249H153ZM236 247V248H235ZM242 247V248H241ZM6 248V249H5ZM69 248V249H68ZM89 248H90V251H89ZM106 248V249H105ZM121 248H122V250H121ZM240 248V249H239ZM73 249V250H72ZM108 249H111V250H108ZM113 249L114 250H118V251H121V252H124V253H122L121 254V252H117L118 254H116V253H114L113 254ZM235 249V250H234ZM263 249V251L261 252V254L264 252V247L262 248ZM27 252H26V251ZM106 250V251H105ZM108 250V251H107ZM173 250V251H172ZM180 250V251H179ZM232 250V251H231ZM239 250V251H238ZM3 251L5 252V253H3ZM23 251V252H22ZM115 251V252H116ZM136 251V252H135ZM180 253H179V252ZM29 252V254H27ZM40 252H41V254L44 256V257H42V255L40 254L39 256H37V258H38V262H39V264H56V263H53L54 261L52 260V255H50L51 257H49L47 254L45 255V254H43L42 252H45V251H41L40 250ZM83 252V253H82ZM88 254H87V253ZM101 252V253H100ZM111 252H112V254H111ZM129 252V253H128ZM133 252V253H132ZM187 252V253H186ZM240 252V253H239ZM31 253V254H30ZM46 253V252H45ZM90 253V254H89ZM92 253V254H91ZM95 253V254H94ZM104 253H106V254H104ZM134 253H135V255H134ZM175 253H177V254H175ZM179 253V254H178ZM202 253V252H201ZM200 252H199V254H201ZM26 254V255H25ZM73 256H72V255ZM104 254V255H103ZM124 254V255H123ZM125 254H127V255H125ZM170 254H173V256H174V258L175 259H173L172 257V255H171V257H170ZM181 254V255H180ZM229 254V255H228ZM241 254V255H240ZM244 254V255H243ZM25 255V256H24ZM27 255H28V257H27ZM82 255V256H81ZM113 256V257H110V256ZM116 255V256H115ZM158 255V256H157ZM176 255V256H175ZM186 257H185V256ZM201 255H204V253H202ZM201 255H199V257L201 256ZM239 255H240V257H239ZM252 255H253V253H252ZM41 256V257H40ZM45 256H47V257H49V259L46 257L45 258ZM76 256V257H75ZM84 256V257H83ZM104 256V257H103ZM105 256H107V257H105ZM117 256H118V258H117ZM124 258H123V257ZM130 256V257H129ZM133 256H134V258H133ZM148 256H149V258H148ZM155 256V257H154ZM167 256H168V259H167ZM183 256V257H182ZM89 257V258H88ZM109 257V258H108ZM114 257H116V258H114ZM132 258L131 260H129V258ZM165 257V258H164ZM252 257V256H251ZM254 257V256H253ZM2 258V257H1ZM4 258V257H3ZM96 258V259H95ZM125 258H127V259H125ZM141 258V259H140ZM143 258V259H142ZM148 258V259H147ZM159 258V259H158ZM177 258V259H176ZM205 258V259H204ZM203 259H200V260H202V261H200L201 262V264H208L211 260H212V257L210 256L209 258H208V256L207 257H204ZM46 259V260H45ZM121 261H120V260ZM134 259V260H133ZM161 259H163V260H161ZM243 261H242V260ZM40 260V261H39ZM47 260H49V261H47ZM51 260L53 261L52 263H51ZM73 260V261H74ZM101 260H102V262H101ZM104 260V261H103ZM126 260H127V262H126ZM133 260V261H132ZM150 260V261H149ZM158 260V261H157ZM175 260V261H174ZM207 262H206V261ZM76 261H74L73 262V264H75L76 263ZM108 261V262H107ZM145 261V262H144ZM148 261H149V263H148ZM38 262L37 263H35V264H38ZM77 262V263H78ZM100 262V263H99ZM112 262V263H111ZM164 262V263H163ZM199 262V263H200ZM76 263V264H77Z\"/></svg>","mask_w":264,"mask_h":264}]
</instances>
